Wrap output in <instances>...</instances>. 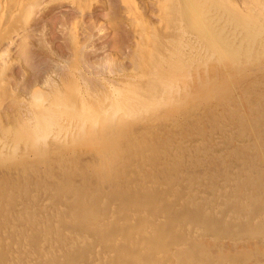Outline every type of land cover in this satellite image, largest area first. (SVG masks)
Returning <instances> with one entry per match:
<instances>
[{
	"label": "rangeland",
	"instance_id": "1",
	"mask_svg": "<svg viewBox=\"0 0 264 264\" xmlns=\"http://www.w3.org/2000/svg\"><path fill=\"white\" fill-rule=\"evenodd\" d=\"M81 1L82 2H80V0H71V1L70 0H36L35 1L36 3L34 4V7H33L32 16L30 18V21L29 22H24V25H22L19 28V31L22 32V35L21 36H16V38H15V39H18L19 38L18 40H21L22 39L21 42L18 41L19 44L22 43V45H19L18 42H17V40H14L15 43L9 44L11 46H9V50H8L7 49L8 47L6 46L7 44H4L3 43L7 39V35H9L7 31H6L7 33L5 32V34L3 36V41L1 43L2 45L0 44L3 47V49L5 48V50H7V52H5V54H9L10 53L9 55H11V56L13 55L15 57V58L12 57V59H11L10 58L11 56L5 55L7 58L3 60V58H5L4 54H3V58L0 56V58H2L0 60L3 62L2 63L0 61L2 63L0 65V67L3 65L2 75H4V77L2 79L4 80L3 83L5 84L4 85L2 83L1 85L2 86L4 85V86L3 87L0 86V93H1L0 94V97L1 96L3 97V98H0V111L2 112V113L0 112V114L3 115V117L0 116V122L1 123L3 122L2 124H0V129L2 131V132L0 131V133L2 135L3 134H6V138H3L4 135L2 136L0 134V143L1 144H4V145H9L10 146V147H8V146H4V145H1L0 144L1 145L0 148L2 146L5 147L4 149L1 148L2 151L0 150V157H1L0 158L1 159L0 160V165H1L0 171L2 170L1 168L3 166L5 167L4 164H6L7 165V168H8V170H7V168L5 167L6 168V172H5L4 169L2 170L3 171V174H2V172H0V178H1L0 179V182L2 180L4 182L5 179H6V181L7 180H10L11 181V182L0 183V198L1 199L3 198V201L5 200L4 203H6L8 201L7 202L8 205L6 206V205H4L3 201H1V199H0V201H1L0 204L2 205V206L0 205V207H1L0 209H3L4 208L3 210H0V217L2 216L1 219H0V241H1L0 242V264L3 263L4 260L6 259V255H7L6 254V250L8 248L7 245H10L9 247H10V251L11 252L10 251L9 252L11 254L15 255V256H18L16 258V259H20L18 261H21V260L25 261V260L28 259V258L25 257L27 255L21 254V250H22V244H21V242H25L31 248L32 247L35 248V247H37L39 245V242L44 241V238L45 237L42 236V238H41V233L37 231V229H38L37 228V223L38 222L41 223V222H44V221L47 220V221H49L48 223H51V226H49V228H48V230H49L48 232L49 233L47 232V236L46 237L49 238V239H52V240H56L54 242L55 243L54 244L55 245V248H56V245L60 246V240H57V239H61L62 240V237H61V234H59L58 235V238H57V234H55L57 232V230H58L57 228H60V229H63V230H65L66 228H71L72 229V227L69 226L71 221L70 220H66L64 218L65 212H63L64 209L65 210L68 209L67 203H69L68 202L69 200L67 198H65L66 195H64L65 192L67 190H69V189L66 190L67 186H68V188H70V190H71V187H73V190H75V195L76 196L73 197V200L71 201L72 203L79 201L80 197H82L81 195H83V197H84V195H85L84 188L86 189V186L87 185H94L95 184V186L97 187L96 188L97 191L99 190L98 191V194L99 195H102V196L105 195V191L107 189L108 192L106 191V195L105 196H108V198L110 200L112 199L114 201V202H110L108 204V208L107 209L110 210V211L111 210L112 211H115L117 209V206H118V203H119V202H117L119 198L118 197H113L112 198V196L115 195V191L116 190H113V187H111V182H112L113 175H110V173L112 171L111 170L112 167L114 168V166H116V163L117 162H118L117 163V173L118 174L117 173H116L117 175L114 174V177L116 176V178H117L119 175H120V177H122V175H124V176H127L128 178H130V175H131V178H130L132 180L131 185L134 184L133 181L135 182V184H141V186L139 187L140 189L139 188H135V189H137V191L134 188H132L133 185H132V187L130 186V188H132L130 190V194L132 192H135L136 191L138 193H140V192H146L148 196H150V195L151 196H154V195L157 196V194H159V192H164V193L167 192L166 193L167 197L168 196L170 197V198L168 197V199L170 201H168V199H167V201L170 202V204H172V205L174 204V207H176V208H174V213H173L174 218H170V222L173 221L176 217H178V215H180L183 211H185V209L189 205L188 203H186L185 200H187L188 198H191V196H193V194H195L197 196H202V194H199V193H205L203 196L206 197V198H210L209 200L212 201V202H211L210 206L208 205V208L209 209L207 208V210H209V212H210V211H213L212 210L213 208L216 209V207H218V204H220V201L222 199L223 194L228 191V190H226L224 188H228L229 189V185L231 187L234 184V181H236L238 179H240V181H239L240 185L243 184V186H244V182H246V178L247 179L249 178V180H250V178H251L250 167L251 168H254V166L256 167L258 165L260 167H263V172H264V164H263L264 161H262V160H264V158H261L259 156V153L260 152L257 150L258 147L256 146V145L259 146V143H260L261 146H259V147H261V148L264 147V143L261 144V142H263L261 140V136L263 134L261 135L260 132L258 133V131L256 133L253 132L255 134L254 137H253V135L251 133H248L252 129L251 126L253 127V125H254V127H257L258 124L261 121L264 120V111H263L264 110V107H263L264 106V101L263 100H260L262 98L261 96L264 97V91H263L264 90V77H263L264 76V40H263L264 39V34L262 33V32H264V0H236V1L235 0H173L172 3L174 5L171 3L172 0H167V2L165 0H155V2H154V0H136V1L135 0H126L127 2L126 1L125 2L127 4L124 3V0H85V1L84 0H81ZM174 1L177 2V3H175ZM159 2H161V3L163 2L162 3L163 6H162V4L159 5L158 4ZM210 4H211V7H209ZM171 8H173L174 9V12L176 11V13H174ZM214 9H215V11H214ZM190 10H193V11H190ZM170 11H172L173 13H171ZM177 11H178V15L173 16V15L177 14ZM159 12H161V13L159 14ZM222 12H223V15L224 16L222 15ZM203 13H205L207 15H205ZM171 14H172V16H171ZM165 15L168 16V17H170V18H167V17L164 18ZM183 16H184V18H182ZM172 17H174V18H172ZM195 17H196V19H195ZM227 17H228V19H227ZM20 18H22L21 15H19V16L16 15L15 17L13 16V20L10 21V24L11 25H19L18 23H21L23 21L22 19L20 20ZM175 19H176V21L174 22ZM205 19H207V20H205ZM177 20H179V21H177ZM181 20H183V21H181ZM190 20H191V22H190ZM244 20L251 21V24H252V27H251L252 29L250 28L251 30L250 29L243 30L242 27H240V26L237 27V25L235 24V23H238V22L244 21ZM16 22H18V23H16ZM161 22H163V23H161ZM227 22L229 23V25L226 24ZM168 23L169 24L171 23V24L168 26ZM174 23H177V24H174ZM180 23H183V24H180ZM188 23L190 25H188ZM223 23H225L226 25H224ZM212 24H214V25L212 26ZM230 24L232 25V27H230ZM182 25H184V26L181 27ZM185 25L187 27V32H185V29H186ZM170 26H171V28L169 30L168 27H170ZM172 27H174V28H172ZM229 27H230V29H229ZM179 28H181V29L184 28V32L185 33L183 34V31L180 30ZM192 28H194V29H192ZM198 28H200V29H198ZM173 29L176 32L179 33V34L177 33V36H175L176 38L179 37L182 34L181 36H184L185 39H183V37H181V40H180V37L178 38V40H176V38L175 39H171V38L174 37V36L172 37V34L175 33V31ZM201 29H202V31H200ZM259 29H260V31H261L262 34L260 32L259 33H256L257 31H259ZM21 30H23V31H21ZM178 30H180V31H178ZM188 31H190V33ZM215 31H216V33H213ZM217 31L221 34L222 37L219 36V33H217ZM241 31H243V32H241ZM169 32H170V34H169ZM208 32L209 33L211 32V33L209 34ZM186 33H189V34H186ZM238 33L240 34L239 36H238ZM25 34L27 36H29V39L28 40H27L28 37L25 38L23 36ZM157 34H158V36H157ZM163 34H164V38L167 37L166 38V41L162 39L163 38L162 37ZM168 34L170 35L171 38L168 36ZM190 34H194V35H190ZM213 34L215 36H217V39L219 37L220 43L223 44V46H224L223 48H224V50H225L226 53H223L222 55H218L217 53L214 52V50L212 48V46H213L212 45V42H213L214 39H216V37ZM231 34H234L235 38ZM255 34L256 35L258 34V37L259 38L256 37L257 38L256 39L254 37V36H256ZM259 34H261V35H259ZM175 35H176V33H175ZM187 35L190 36V37H188ZM201 37L203 39H201ZM159 38L162 39L163 41L160 40ZM186 38H188L189 40L188 39L186 40ZM252 38H253V40H252ZM191 39H193V40L191 41ZM221 39H222V41H221ZM225 39H226V41H225ZM249 39H251V40H249ZM254 39H255L256 42L254 41ZM169 40L171 42L173 40H175V41L172 42V43L175 42L174 45ZM22 41H24V43ZM25 41H27V43L29 42V44L27 45V43ZM182 41H184V43H186V44H184ZM224 41L226 42L225 43L226 46L224 45ZM162 42H164V43H162ZM242 42H243V44L240 45ZM248 42H249V44H248ZM25 43H26V46L23 47V45H25ZM178 43H180V44H178ZM227 43L229 45H227ZM254 43H256V44H254ZM76 44H78V45H76ZM253 44H254V47H252ZM19 46H22V47H19ZM172 46H175L174 47L175 50L173 49ZM249 46L253 48L252 49V55H251L252 58L251 59H249V58L245 59L246 56H244L245 55L244 54V51H245L246 47H249ZM176 47L178 49H176ZM184 47H186V48H184ZM198 47H199V49H198ZM17 48H19V49H17ZM169 48H171V49L169 50ZM25 49L26 50L28 49V50L26 51ZM193 49H195V50H193ZM0 50H2V48ZM20 50H21V52H23V54L21 52H18ZM164 50H166L165 53H164ZM206 50H208V53H207L208 56L206 54V52H207ZM171 51H173V52L176 51V53H173ZM177 51L182 56L184 55V58L180 57L181 55H179V53ZM186 51L188 53H186ZM14 52H17V53L14 54ZM26 52H29L30 56ZM193 52H195V53L193 54ZM211 52L213 53L212 55H210ZM174 54L175 55L178 54V56H175ZM186 54H187V56H186ZM201 54H203V55H201ZM136 55H138V56H136ZM193 55H194V57H193ZM204 55H206V56H204ZM209 56L210 57L213 56V58L211 57L209 59ZM23 57H25V58H23ZM163 57H165L164 60H163ZM198 57H199V59H198ZM132 58H133V60H132ZM185 58H192V59H188L187 60ZM7 60H8V62H4V61H7ZM145 60H146V62L148 61V63H146ZM184 60H185V62L183 63ZM228 60H229V62H228ZM134 62H135L136 65H134ZM149 62H151V63H149ZM218 62H220V64H218ZM222 62H223V64H222ZM167 63H169V64H167ZM192 63L193 64L195 63V64L193 65ZM137 64L139 65V67L137 66ZM205 64H207V65H205ZM146 65H147V67H146ZM190 65H192V66L190 67ZM141 66H143V67H141ZM149 66H150V68H149ZM196 66H198L199 68L196 67ZM206 66H207L208 69L206 68ZM126 67H128V68H126ZM134 67H135V69H133ZM129 68H130V70H129ZM136 68H137V70H136ZM124 69H126V71ZM186 69H189V70L187 71ZM205 69H207V70H205ZM149 70L150 71L152 70V71L150 72ZM204 70L207 71L208 74H206V72ZM190 71H191V75L189 74ZM145 72H146V74H143ZM131 74H133V75H131ZM200 74H202V75H200ZM5 75H6V77H5ZM87 75H88V77H87ZM170 75H176L175 76V79L177 80V83H178V86L175 87V88H173V90H171V92H170V87H168L169 85L167 83V77H169ZM206 76L208 77V79H207ZM143 77H145V78H143ZM84 78H86L85 79L86 81L84 80ZM78 79H80V80H78ZM145 79H146V81L148 83H150L149 85H146L147 82L144 81ZM198 79H199V82H198ZM140 80H142V81H140ZM153 80H154V83H153ZM188 80H189V82H188ZM191 80H192V83L193 84L190 83ZM181 81H183V82H181ZM109 82H112V83L110 84ZM258 82H259V84H258ZM104 83L106 84V86H104L105 85ZM156 83H159V84H156ZM188 83H189V85H188ZM55 84L56 85L58 84V85L55 86ZM72 84H73V87H72ZM112 84H113V86L119 87L120 89H122L125 92L126 98H122V101L125 104H127L125 106H128V109L129 108H132V110H133L134 109L133 108L134 106L136 108V105H135L136 103H133L132 101H136V100L139 101L140 100L139 103L137 102V105L141 104L143 106L141 107V105H139L140 107H137L136 108V110L138 109L140 113L138 112V110L135 112V109L133 111H131V112L129 111V113H127V112L124 113V111H126L125 106H124L123 111L121 109L122 113H120L121 112L120 110H119L120 112H118V122L120 124L119 123H116V124H113V126H110L108 128H105L106 126L104 125V121H102V119L100 118V121H98L99 125H98V123L96 125V128H98V129H96V131H97L96 133H95V128H94L93 131H91V132L86 131V132H83V133H76V134H79V135H82V136H79V137L77 136L75 138V136H76L75 133L69 134L66 131L64 132L65 128L69 127V124L70 125H73L77 121V119H78V116L77 115H79V113H81V111L83 110V109H81V107H79L80 104L78 103L77 99H75L76 96L72 95V94H74V89L77 88V86L78 87L81 86L82 91L83 92L86 91V95H87L86 101L88 100L86 104H88V106L90 107V110L92 109L94 111H97L99 109V108L97 109V104H98V106H101V103H100L99 99L102 102L103 96L106 95L108 93V91H109V86L108 85H110V87H111ZM142 84H143V86L144 85L145 86L143 87ZM156 85H158L159 87L157 88ZM66 86L67 87L70 86V88L67 89ZM85 86H87V87H85ZM100 86L102 88H104V92H103V89ZM149 86H150V88H149ZM241 86L246 87V88H244V89H243V87L240 88ZM124 87H126V88H124ZM142 87H143V89H141ZM183 87H185V88H183ZM188 87L191 88L190 91H189V88ZM207 87L209 89H213V91L219 90V92H221L223 94V98L224 99L220 102L216 98L211 97L207 102L204 101L203 100L204 99L203 98V95L200 93V91H202L203 89H206ZM156 88H157V90H156ZM50 89H51V91H50ZM95 89L97 91H95ZM36 90H38V91H36ZM98 90H99V92H98ZM147 90H148V92H147ZM177 90H179V94L177 93L178 92ZM2 91H4V93H2ZM57 91H59V93ZM89 91L92 92L93 94H95V93H97V94L99 93V94L97 96L95 94V96H94ZM31 92H33L32 93L33 95L41 94L42 95V99H43L42 100L43 101V104H47L50 101L51 102H53V101H59L62 98L63 99L72 98V102H73V98H74V101H75V104H76L74 106V108H76V109H71L70 111H65V112H64V109H62L61 110V113H59L56 116L57 117V119H55L56 123L54 122V125L51 124L52 127H53L52 128L53 130L50 127V129L52 130V132H51L52 134H50L48 137H45V139H42L41 142L42 143L44 142V143H43V145L40 143V146H39L41 148H42V146H45L44 148H45V150L46 149L47 150L44 151L43 150L44 148H42V149L40 148V150H39L38 153L36 152L39 149L37 146H35V145L32 144V146L30 145V146L27 147V145H29V144H27L28 142L26 143V140L28 141V139H27L28 138L27 137L28 134L26 135V133H27V131H26V128L27 127L26 126L29 124V122H30L29 119L32 116V113H30V111H32V101H33L32 99H34V98H31L30 97V96L34 97L33 95H31ZM87 92L91 94V97L90 98L88 96L90 94H88ZM102 92H103V94L104 93L105 94L103 95ZM143 92H145L144 94H148L147 95L148 97L146 95L144 97L143 96ZM29 93H30V95H29ZM151 93L152 94H155V95L157 93L156 97L155 96H152ZM171 93H172V95H170ZM255 95H257V96H255ZM149 96H152V99ZM259 96H260V98H259ZM27 98H29V99L27 100ZM133 98L136 99V100H134ZM242 98H243L244 101H241ZM46 99H50V100H47L48 102L44 103V100L46 101ZM161 99H163V100H161ZM171 99H172V101H171ZM211 99H212V101H210ZM262 99H264V98H262ZM19 101L20 102L22 101V104L23 105H21V103H19ZM145 102H146V104H145ZM148 102L151 103L152 105L149 104ZM255 102L257 104L258 103L259 104L257 105V104H255ZM15 103H16V105L18 104L17 106L18 107H21V108H15L16 107ZM235 103L237 105H235ZM128 104H130V105H128ZM224 105H225V107L227 109H225ZM245 105H247V106H245ZM236 106L238 108H235ZM254 106H257V108L254 107ZM259 106H261V108ZM143 107L146 108V109H144ZM245 107H246V109H247V107H249V109L251 111L250 110L248 111V109L245 110ZM158 109H159V111H162V112L159 113ZM214 109H216V110H214ZM259 109H260V112H259ZM129 110H131V109H129ZM145 110H147V111H145ZM211 110H212V112H211ZM226 110L228 112H226ZM256 110H258V112ZM148 111H150L149 112L150 114L147 113ZM207 111H208V113H206ZM246 111H248V113L249 112H251V113L248 114ZM3 112H4V114H3ZM37 112H38L37 113L38 114V117L40 119V123L39 124L41 125V129H43L42 126L43 127L46 126L48 128L49 125L47 124L46 120L44 119V116H45V115H43L44 112L41 111L40 109ZM132 112L134 114L138 112L139 114L137 113L138 115L137 114L134 115V114H132ZM151 112H152V115H151ZM153 112L154 113L156 112L157 113V116L155 115L156 113L154 114ZM199 112H201V113H199ZM217 112H220V116H221V117L219 116L220 118H218L219 113H217ZM234 112H236V113H234ZM238 112L245 113V114H247V118L248 117L250 118V119L249 118L247 119V123L245 125L242 122L243 125L240 126L241 127L240 128V132H238V129H239L238 127H239L240 124L237 123V125H238L237 127H236V124H234V123H236V122H234L235 121V114H237ZM40 113H42V114H40ZM68 113H69V115H67ZM123 113L124 114L127 113L124 117L128 121L125 120L124 117H122L121 115H119V114L124 115ZM141 113H142V116H144V115H148V116L147 117L144 116L141 119V117H142V116H140ZM231 113H233V114H231ZM10 114H12V115H10ZM195 114L196 115L198 114V115L196 116ZM200 114H201V116H200ZM261 114H262V116H260ZM9 115L12 118H15V121H18L19 123L18 122H14L13 121L14 119L12 120V118ZM40 115L43 116V119L42 120L40 118ZM202 115H205V117L203 118ZM208 115H209V117L211 115L212 118H208ZM132 116H133V118H132ZM223 116H224V119H226V121L223 119ZM252 116H254V117H252ZM8 117H10L9 120L7 119ZM58 117H60V118H58ZM145 117L147 118L146 121H145V119H146ZM148 117H151V118L148 119ZM255 117L256 118L258 117V119H256ZM168 118H169V122H168ZM214 118H216V119H214ZM64 119H65V122H64ZM69 119H71V120H69ZM151 119H152V121H150ZM203 119L204 120L206 119V120L204 121ZM27 120H29V121H27ZM43 120H44V122H46V124H43V122H42ZM121 120H123V121L120 122ZM124 120H125V122L127 121L128 124H126L124 122ZM193 120H196V122L193 121ZM248 120L249 121H253V122H250V124H249ZM4 121L6 122V125H5ZM70 121H71V123H69ZM165 121H166V123H165ZM206 121H207V123H206ZM21 122H22V125L20 124ZM160 122H161V124H163V126L160 124ZM167 122H168V124H167ZM214 122H215V124H214ZM23 123L24 124L26 123L25 126H23ZM121 123L122 124L125 123L126 126H124V125L123 126L126 127V128H123V126L121 125ZM132 123H133V125H132ZM194 123H196V124L194 125ZM8 124H9V126H8ZM19 124L21 126H23V127H21ZM146 124H147L148 127L146 126ZM151 124H153V126ZM159 124H160V126H159ZM14 125H17L16 127H18V128L21 127L23 132L20 131V129L14 127ZM150 125H151V127H149ZM179 125H181V126H179ZM188 125H189V127H188ZM246 125H248L249 127L246 126ZM167 126H168V128H167ZM183 126H184V128L185 127L187 128V131H185V129L183 128ZM8 127H10V129ZM118 127H121V129L119 128L120 134H118V132H113L114 130L116 131V129L118 131ZM142 127L148 128V129L147 130L146 129L142 130ZM175 127H176V129H175ZM247 127H248V129L250 131L249 130L247 131V129H245ZM61 128H62V130H61ZM122 128H123V130H122ZM177 128L179 129L180 132L177 131ZM208 128L210 130H208ZM213 128H215V129H213ZM220 128H222V130ZM8 129L10 131L13 130V133L11 132V135H9V136L7 135L8 132L10 133V131ZM56 129H58L59 131L61 130L60 131L61 134ZM139 129H141V130H139ZM14 130L16 132H18V133H16ZM136 130H137V132L136 133L134 132V136L137 135V137H133L132 136L133 134H131V132L136 131ZM152 130H154V131H152ZM175 130L177 132H175ZM219 130L220 131H223V132H220ZM226 130H228V131L226 132ZM230 130H232V131H230ZM243 130H245V131H243ZM5 131H7V132H5ZM122 131H126L127 133L126 132L124 133ZM143 131L144 132L146 131V134ZM192 131L193 132L196 131V134L193 133ZM206 131H208V133H205ZM14 132L16 134H14ZM55 132L57 134H59V137L60 136H62V137L60 139H56V138H59V137H58V135ZM138 132H140V133L142 132L141 134H144V135H147L148 134L146 136L147 138H145V136H143V135L142 136L145 139L142 138L140 136V133H138ZM160 132H161V134H159ZM178 132L180 134H178ZM210 132H212V133H210ZM231 132H234V133L231 134ZM53 133H54V135L56 134V136H57V137L55 136L56 138L53 137L54 136ZM65 133H67V137L66 138H65L66 135H64ZM112 133H113V136L114 137H117L116 139H114V138L111 137L112 136ZM116 133H117V135L115 136ZM172 133H174L175 135L172 134ZM204 133H205V137H204ZM225 133H226V135H225ZM13 134H14V136H12ZM108 134H109V136H107ZM121 134H123V136L124 135L125 136L124 137L122 136V137L119 138L118 136H121ZM215 134H218L219 136L218 135L214 136ZM221 134L223 135V138H222V136H220ZM227 134H230L231 136L230 135H227ZM233 134H235V135H233ZM258 134H260V135H258ZM71 135L74 136V138L71 137ZM168 135H170V137H168ZM187 135H189V136H187ZM199 135H200V137H199ZM232 135L234 136V138H233ZM96 136H100V138L98 137L99 138L98 139ZM152 136L155 137V139H154V137H153V139L155 140V142L157 144L159 143L158 141L164 140L163 142H165V145L166 146L169 147L170 145H172L171 146V150L169 149L170 147L167 148V150H164L165 151V152L163 151L165 153L164 156H163V154H161V152L155 153L154 152V148H155V146L157 144L155 142L153 143L154 140L152 141ZM156 136H157V138H156ZM213 136H214V138H213ZM217 136L220 138V139H218V141H220L222 143L219 142L220 143L219 144L217 140L215 141V139H217ZM224 136H225V139H226V136H228L227 137V142H229V143L226 142V140L224 139ZM229 136L232 137L233 139L232 138L230 139ZM10 137H13V138H10ZM83 137H85V138H83ZM165 137H168V138L165 139ZM192 137H194V138H192ZM207 137H209V139L211 138L210 139V143H209V140L207 139ZM14 138L16 140L19 138V139H21V141L19 140V142H17L18 140L16 141ZM63 138H65V139H63ZM132 138H134V140H136V139L138 140V138H139V141L140 142L138 141V143H137ZM140 138L142 140H140ZM228 138H229V140H228ZM254 138H255L256 141L254 140ZM69 139H71L72 141L69 140ZM91 139H93V141ZM117 139L120 140V141H118ZM147 139H148V141H147ZM1 140H3L4 142H7L8 144L7 143H4ZM7 140H9V141H7ZM60 140H61L62 143L59 142ZM78 140H80V142ZM149 140H151V142L153 144H147L148 142L151 143ZM166 140H167V143L169 142L168 144L166 143ZM199 140H200V142H199ZM51 141H52V143H49ZM74 141H76V142H74ZM132 141H134V144H133ZM141 141H143L144 143L147 141V143L146 144H143ZM170 141H173L174 144L171 143ZM232 141L233 142H236V143H233ZM15 142L19 144L17 146V148L19 150H17L16 153H14L15 151H12L13 150L12 148H14V147H11L12 145L13 146L15 145V147H16L17 144ZM64 142H66V143H64ZM91 142H93L94 144L91 143ZM98 142H100V143L98 145H96ZM117 142H119V143H117ZM216 142L218 143L219 146L220 145L221 146L219 147L217 144H214ZM251 142H252V144H251L252 146L250 147V143ZM257 142H259V143H257ZM58 143H60V144H58ZM136 143L138 145L140 144L141 146L136 145ZM245 143H246V145H245ZM22 144L23 145L25 144L24 146L27 147V149H25V151L27 152V154L25 153V151L23 149L24 146ZM125 144L126 145L129 144V146L128 147H125L126 146ZM175 144H177V145H175ZM248 144H249V146H248ZM56 145H57V147H56ZM60 145H61V147H60ZM72 145H74V146H72ZM95 145L98 146V147H100V150ZM107 145H108V147H107ZM226 145L229 146V147H227ZM236 145L238 147H236ZM77 146H79V148ZM93 146H95L97 148V150ZM103 146L104 147H107V148H104ZM116 146L120 147L121 148V151H120V148L118 149ZM152 146H154V147H152ZM183 146H185V147H183ZM223 146H225L226 148L223 147ZM35 147L37 149H35ZM59 147H60V149H59ZM71 147H74L76 149L71 148ZM80 147L83 148L82 151L80 150L81 149ZM109 147L110 148L111 147H115V150L113 148L110 149ZM246 147H247V149H246ZM70 148H71V150H69L67 152V149H70ZM84 148H87V149H84ZM94 148H95L96 151L94 150ZM138 148H140V150ZM141 148H143V150ZM175 148L177 149L176 151H174ZM219 148H221V149L219 150ZM222 148L224 149V151H225L226 154L224 153V151L223 152L221 151ZM229 148H231L232 150L230 149V151H227ZM233 148H235V149H233ZM15 149L16 148H14V150ZM34 149H35V151H34ZM64 149H65V151H64ZM77 149H78V151H77ZM145 149H146L147 152L145 151ZM152 149H153V151H152ZM186 149L189 150L188 153L186 152L187 151ZM201 149L203 151H201ZM243 149L246 151L245 152V157L246 156H249L251 160H249V157H246V158L244 157V159H242L243 158L242 156L244 155ZM250 149H251V152L252 153L250 152ZM41 150H43V151H41ZM72 150H74V151H72ZM101 150H104V151L101 152ZM181 150H182V152H181ZM247 150H248V153H247ZM254 150H256V152ZM259 150H260V148H259ZM23 151H24V153H23ZM29 151H31V153ZM57 151H58V153H57ZM63 151L65 152V153H63L64 155L61 154ZM71 151H72V153H71ZM75 151H76V153H75ZM93 151H95V153ZM7 152L8 153L10 152V154L9 155H6ZM11 152H12V154H11ZM92 152H93V154H95L94 156L93 155L92 156L90 155V154H92ZM99 152H101V153H99ZM113 152H115V153H113ZM172 152H174L175 154L172 153ZM177 152H179V153H177ZM200 152H202V153H200ZM253 152H255L256 155H254V157H251L250 155L252 154V156H253ZM2 153H4L6 156H10V158L12 156H14V158H15V156H16L15 154L18 155L19 153L20 154H25V155H22V156L21 155H18V156H16L15 159H10L8 157L9 158L8 159V162H6V160H4L6 157ZM39 153H41V154L39 155ZM42 153H45V154H42ZM73 153L75 155L76 154L77 155L74 156ZM97 153H98V155H96ZM108 153H109V155H108ZM142 153H143V155L145 153L146 154L148 153V156L145 154L144 155L145 157L142 156L141 158H143V159L141 160L140 156L142 155ZM237 153H239L240 155H238ZM246 153H247V155H246ZM81 154H82L83 157L84 156L87 157L86 160L90 161V163H91L90 164L88 162L87 163V167H86V165L84 167V163H83V167L81 166L82 164H80V161H81V163L82 162H87V161H83L85 159V157L82 160ZM87 154H89L90 157L89 156H86ZM115 154L118 155V156H115ZM135 154H137V155H135ZM139 154H141V155H139ZM193 154H195V155H193ZM220 154H221V156L218 157ZM222 154H224V155H222ZM41 155H42V159L40 160L39 158H41V157H39V156H41ZM46 155H49V156H46ZM62 155H63V157H62ZM113 155L115 156V158H114ZM169 155L171 156V158H169L170 157ZM215 155H218L216 160L217 161L219 160V162L215 161V163H213L214 162ZM234 155H235V157H234ZM237 155L240 156V158ZM45 156L47 157L48 160L45 158ZM73 156H74V158L75 157L76 158L75 159H72ZM95 156L96 157L98 156V158H96ZM106 156L109 157V158H107ZM112 156H113V158H112ZM209 156H211V157H209ZM228 156L230 158H228ZM116 157H118V158H116ZM119 157L120 158L122 157V158L120 159ZM172 157L174 158V160H173ZM57 158L58 159L60 158V160L62 158L63 159L66 158V159L65 160H61V164H60V162H59L60 160H58ZM79 158H80V161H79ZM93 158L95 159V161L99 159V163L97 164V162H96V164H93L92 165V163H95V161H94ZM101 158H104V159H101ZM165 158H166V161L167 160L169 161V159H172L171 161H169L170 162L169 163L170 165L167 164L168 162H165ZM196 158L198 159V161H196ZM200 158H204V159H200ZM225 158L227 160H225ZM100 159L102 160V162L104 164L107 163L106 164L107 166H108V164L110 162L109 165H111L112 167L111 166L110 167L108 166L109 168H107L106 165L102 164V162L100 161ZM146 159H148V160H146ZM163 159H164V161H163ZM220 159H222L221 162H220ZM236 159H239V160L242 159L243 163H241L239 165L240 167H238V165H236L237 164L236 163L237 161H235ZM22 160L24 162L23 163L24 165L22 164ZM34 160L36 161V163H34ZM53 160L55 162L59 163V164L56 163L57 164L56 165ZM92 160L94 162H92ZM244 160H246V162ZM256 160L259 161V162H257ZM1 161H2V163H4L3 165L1 163ZM15 161L17 163H18V161H21V163L19 162V165H18V164H16ZM105 161H107V162H105ZM126 161H128V162H126ZM151 161H153V162H151ZM229 161H230V164L231 165L228 164ZM14 162H15V164H14ZM29 162H31V165H30ZM37 162H39V163H37ZM64 162H65V166L67 164H68V166L63 167ZM69 162H70V164H69ZM112 162H113V164H112ZM122 162H124V163H122ZM175 162L177 164H175ZM196 162H198V163L196 164ZM9 163H12L13 166H11L12 164L10 165ZM178 163H180V164L178 165ZM192 163L195 166H192L193 165ZM8 164L10 166H8ZM25 164H26L27 167L29 165L28 169L25 166ZM41 164H42V166L40 167ZM162 164H164V167L167 165V167H165V170L163 169V165ZM182 164H184V165H182ZM217 164L218 165L219 164L220 165L222 164V166H223L222 169H221V166H216ZM247 164L248 165L250 164V166L247 167ZM252 164H254V165L252 166ZM261 164H263V166ZM17 165L18 166H22V167L20 168ZM36 165H37L38 169L35 167ZM45 165H46L47 169L50 166V168L48 170V174H44L46 176L41 175V173L44 170L43 167H45ZM101 165H104L103 167H105V168H103ZM130 165H132V166H130ZM148 165H153V166H148ZM186 165L189 167V170L190 171L188 169H186V167H187ZM190 165H191V167H190ZM100 166H101L102 169H104V172L102 171V169L100 168ZM147 166L148 167H151V168H148ZM158 166H161L162 168L161 167L158 168ZM211 166H213L214 168H216V170H214V168L212 169ZM228 166H230V167L228 168ZM234 166H236V167H234ZM241 166H243L244 168H241ZM54 167H55V169H53ZM71 167H72V173L70 171L71 170ZM76 167H77V169H76ZM90 167H93L94 169H92ZM146 167L149 170L146 169ZM171 167H172V169H171ZM209 167H211V168L209 169ZM232 167H234V168H232ZM237 167H238L239 172L236 171L237 173H235V170H237L236 169ZM245 167L247 168V172L248 173L247 172L245 173V170H246ZM13 168L14 169L16 168L17 172H20V173L21 172H24V170L28 171L27 172L28 177L26 178L27 175L25 174L26 175L25 176L24 173L21 176L20 173H17L16 172L18 175H20L19 177L16 176L17 177L16 178L15 177V174L16 173H14L16 170L15 171L12 170ZM17 168H20L19 169L20 171ZM34 168L37 169L39 173H37V170L35 171ZM57 168H59V169H57ZM66 168L69 170V173L71 175L73 174L71 176L72 178L69 176L70 174H67L68 171L66 170ZM86 168L90 169V171H89V173H87L84 176L85 169ZM98 168H100L101 171H100V169L98 171L97 170ZM178 168H179V170H175V169H178ZM201 168H202V170H199ZM205 168H207L206 171L207 170L208 171L211 170L209 172V174H208V172L205 171ZM88 169H87V172H88ZM91 169H92V172L93 173L91 172ZM105 169H107V170H105ZM108 169H110L111 171L108 170ZM151 169H154V173L150 177V175L152 174V172H150V171H152ZM167 169L168 170L170 169V171H169L170 173L167 172ZM191 169H192V171H191ZM230 169L232 171H230ZM233 169H235V170H233ZM29 170H30V173L31 174H29ZM54 170L55 171L62 170V172L64 171L63 172V175H64L65 183L63 182L62 186L61 185H56L58 190L56 189V186L54 184L52 185V183H51V181L52 182L54 181V176H55V175H53L55 173ZM73 170H75V171H73ZM83 170H84V172H83ZM11 171H13V172H11ZM96 171H97V175H99V172H101V173L103 172V173L102 174L100 173V176L98 177L95 174ZM105 171H107V173H105ZM137 171H139L143 176L139 172L137 173ZM148 171L150 172V175H149V172ZM160 171H162V173ZM163 171H165V173ZM183 171L184 172H187V171L190 172V175L188 173H186V175L183 174L184 173ZM195 171L197 173H195ZM219 171H220V173H219ZM4 172H5V174H4ZM32 172H35V174H37L38 176H36L34 178L33 175H35V174L34 173L32 174ZM78 172L81 175H77ZM166 172L168 173V175L170 174L169 178H167L168 176H167ZM171 172H173L174 174H172ZM200 172H204V173H200ZM225 172H227V173L225 174ZM10 173H12V174H10ZM75 173H77V174H75ZM131 173L133 175H135V176H132ZM9 174H10V178L8 177ZM103 174H106V175L108 174L107 176L111 177V180H108L110 183L106 182L108 184L104 183V186H106V187H103L102 186L103 188L101 187L100 189H98V185L100 186L99 183H101V180L103 181V180L108 179V177L106 178V175L101 176ZM138 174L141 175L142 177H139ZM156 174H159L160 176L159 175L156 176ZM206 174L207 175H211V177H210L211 179L210 178H207L208 176ZM12 175H13V177H11ZM67 175L70 178L67 177ZM74 175H76V176H74ZM178 175H180V177H184V179H182V178L180 179V177H178ZM222 175H224L225 177L228 175L226 177L227 179L224 176H222ZM6 176L8 178H5ZM24 176H25V180H24V178H22ZM39 176H41V177L44 176L42 178V180H44L46 182V183H44V181H43V183L45 185H47V187L42 183L41 177H39ZM49 176H50V178L52 177L53 179L50 180ZM80 176H82V177L79 178ZM88 176L89 177L91 176L90 177L91 180H92V177H94V178H93L92 181L90 179H88L87 180V183H85L86 182V178H89ZM153 176H154V178H153ZM220 176H221V178H220ZM20 177L22 178V180H19ZM38 177H39V179H37ZM65 177L68 178V179L66 180ZM84 177H86V178H84ZM101 177H103V178L105 177L106 179H100ZM163 177L164 178L166 177V178L164 179ZM47 178H49V179H47ZM155 178H156V181H160L158 184H156L157 182L155 181ZM228 178L229 179L232 178L231 181L233 183L231 181H229ZM241 178H245V179H241ZM76 179L78 180L79 183H76L77 182ZM80 179H81V181H80ZM96 179H97V181H96ZM166 179L167 180L170 179V181H172V183L171 182H170L171 184L168 183L169 181H166ZM175 179H177V180H175ZM194 179H195V181H194ZM212 179H215V180H212ZM262 179L264 181V173H263ZM46 180H48V181H46ZM113 180H115V179H113ZM142 180H144V181L141 182ZM180 180L183 181V182H181ZM202 180L204 181V183L202 182ZM241 180H243V181H241ZM20 181H22L21 184H20ZM83 181H84V183H83ZM138 181H140L141 183H139ZM161 181H162L163 185H160V184H162ZM207 181H209V182L207 183ZM13 182L16 183V184L14 183V186L15 187L13 186ZM72 182H73V185H71ZM96 182H99V183H96ZM136 182H138V183H136ZM184 182L185 183L188 182V183L185 184ZM24 183H25V187H24ZM142 183L149 184L151 187H149L147 185H144ZM154 183L156 184V186H155ZM1 184H5V185H1ZM40 184H42V185H40ZM84 184H85V186H84ZM109 184H110V186H109ZM164 184H165V186H164ZM9 185H11V186H9ZM50 185H51V187H50ZM177 185H178V187H177ZM181 185H183L182 186L183 189H181ZM193 185H195V186H193ZM19 186L21 187V189H20ZM42 186H44L45 188L43 187V189H42ZM174 186L177 188V190H179L178 193H177V190L176 189L174 190ZM185 186L187 187V189L185 188ZM190 186L192 187L191 190L189 189ZM201 186H202V188H201ZM211 186H215L214 187L215 188V191L214 192L216 194L214 192H212V188L210 189ZM142 187L146 188L145 191H144V188H142ZM219 187H220V190H219ZM249 187H251V185ZM17 188L20 189V191ZM23 188H24V190H23ZM122 188H124V186L123 185H120L117 191H119V189H120V191H122L123 190ZM171 188H172V190H171ZM222 188H223V190H222ZM1 189H2V191H1ZM10 189H11V191H12L13 194H9L8 195V193H11ZM184 189H186V190H184ZM258 189L260 190L261 187L258 188ZM258 189L257 188L255 189L256 191H254V194L255 193L256 194L259 193V190ZM36 190H37V193H36ZM45 190H47L48 192H46ZM88 190H89V188H87V191ZM124 190H125V188H124ZM170 190H171V192H170ZM188 190H190V192H193V193H190ZM208 190H209V192H208ZM56 191H59V192H56ZM185 191L187 192V194L185 193ZM168 192H170V194ZM188 192L190 194H192V195H190ZM217 192H218V194H217ZM48 193H50V194H48ZM51 193H53V194H51ZM87 193H89V192H87ZM173 193H176V195L173 194ZM171 194H173V195H171ZM12 195H13V197H12ZM49 195H54V196L51 197ZM174 195L176 196V198H175ZM8 196H9V199L6 198ZM172 196H174V197H172ZM178 196H179V198H178ZM186 196H187V198H185ZM77 197H79V198H77ZM83 197L81 199H83ZM180 198H183L182 199V202H181ZM47 199H49V201H46ZM177 200H180V201L177 202ZM139 202L137 204H140ZM179 203H181V204L183 203V206L181 204H179ZM3 205H4V207H3ZM54 205H55V207H54ZM111 206H113V207H111ZM7 207H9V209H11L13 211H10V210L8 211V208ZM60 207H62L63 210L62 209L60 210ZM178 208H179V210H176ZM226 208L228 209V207H226ZM227 209L224 210V212H226V214L224 213L225 215L222 214L223 213V211H222L220 213V215L214 214L211 217H214L215 216L214 218H216V216H217V217H219V218H217L219 220L220 218L221 219L223 218L222 216H225L223 218L224 221L227 219V222H230V221L232 222L233 221L232 218L228 217L229 218L228 219L227 216H226L227 215ZM207 210L205 209V213H204L205 215L207 213ZM254 210H255V208L252 210V212ZM4 211H6V212L4 213ZM56 211H57V213H56ZM60 211H62V212H60ZM9 212L11 213L10 215L7 214ZM13 213H15V214H13ZM58 213H60V214L58 215ZM251 219L252 218H250V220ZM55 223H58V225H55ZM9 225H10V227H9ZM186 225H187V223L184 224V225L183 224H179V226H178L179 228L177 227V229L178 230H184L185 228H187V226L188 227L189 226H193L194 224L192 225V224H189L188 223V225L187 226ZM11 227L12 228L14 227V229H13L14 232L12 231V229H10ZM15 229H16V231H15ZM104 230H105V232H104ZM104 230H103V235H105V236H103V238L100 240L101 242L100 241H95L96 240V237H92L91 242L90 243H87V245L80 246V247H76L75 244H73L72 248L69 249L68 251L71 252L73 250V252L77 256L79 255L78 256L79 258H84V257L87 256V252L86 251H89V249L92 246V242L95 241L94 244H93V249L95 250L94 251L95 253L93 254V259L92 260H96L98 262H101L103 260V258L102 257H101V259L98 258V255L96 253L102 252L103 254H105V253H108L109 252L108 250H109L110 247H107L106 249H102L101 246L104 245V241L106 239L109 240L112 237V234L114 232H116V227L114 225H111L110 227H108V226L105 225ZM107 231H108L109 234L106 233ZM14 233L16 234V237H15V234ZM23 235H25L26 238L25 237H22ZM6 237H7V240H5ZM10 239H11V241H10ZM2 240H3V242H2ZM9 241H10V243H9ZM224 241H226V240H224ZM13 243L17 244V245H15L16 248L13 246ZM43 243H45V242H43ZM99 245H100V251L98 249L99 248ZM40 247H38V248H40ZM132 247H133L132 244H128L127 243L123 247H121L119 251L121 253H124V254H129L130 251L132 250ZM96 248L98 250H96ZM13 251L17 252L18 254L20 253V254L19 255L18 254H15V252L13 253ZM18 251H20V252H18ZM32 251H34V250H32ZM58 252H57V250L55 251V253H58ZM21 256L24 257V259L20 258ZM99 259H100V261H99ZM148 259H149V254H144V255L141 254L139 256L137 262L132 263V264H142L143 262H147ZM207 260H208V261H206L207 263L206 262L205 263L206 264L210 263V258L209 257L207 258ZM89 263H91V262L88 259V264ZM37 264H39V263H37ZM144 264H146V263H144Z\"/></svg>",
	"mask_w": 264,
	"mask_h": 264
},
{
	"label": "bare ground",
	"instance_id": "2",
	"mask_svg": "<svg viewBox=\"0 0 264 264\" xmlns=\"http://www.w3.org/2000/svg\"><path fill=\"white\" fill-rule=\"evenodd\" d=\"M36 0H0V44L2 43V41H3V36H4V34H5V32L7 31L8 32V34L9 35H7V39L3 42L4 44H7L6 46L8 47H6L8 50H9V46H11V45H9V44H12V43H15V41L14 40H17V42L18 41H20L21 42V40H18V39H15L16 38V36H21L22 35V32H20L19 31V28L22 26V25H24V22H29L30 21V18H31V16H32V11H33V7H34V4L36 3L35 2ZM71 1V0H70ZM85 1V0H84ZM126 0H124V3H126L125 2ZM136 1V0H135ZM166 2H167V0H165ZM236 1V0H235ZM79 2V1H78ZM80 2H82L81 0H80ZM154 2H155V0H154ZM173 2V0L171 1V3ZM175 2V1H174ZM43 3V2H42ZM163 3V2H162ZM161 2H159L158 4L159 5H161L162 4ZM165 3V2H164ZM175 3H177V2H175ZM237 3V2H236ZM75 4V3H74ZM122 4V3H121ZM127 4V3H126ZM173 4V3H172ZM238 4V3H237ZM174 5V4H173ZM41 6V5H40ZM162 6H163V4H162ZM172 6V5H171ZM239 6V5H238ZM209 7H211V4L209 5ZM153 8V7H152ZM165 8V7H164ZM181 8V7H180ZM194 8V7H193ZM166 9V8H165ZM164 9V10H165ZM172 10H173V12H174V9L173 8H171ZM212 9V8H211ZM161 10V9H160ZM178 10V9H177ZM186 10V9H185ZM187 11V10H186ZM190 11H193V10H190ZM214 11H215V9H214ZM169 12V11H168ZM171 13H173L172 11H170ZM219 12V11H218ZM158 13V12H157ZM161 12H159V14H160ZM174 13H176V11L174 12ZM129 14V13H128ZM198 14V13H197ZM203 14H205V13H203ZM16 15H21V17L22 18H20V20L22 19L23 21L21 22V23H18V22H16V23H18L19 25H11L10 24V21L11 20H13V16L15 17ZM170 15V14H169ZM176 15H178V11H177V14H175V15H173V16H176ZM202 15V14H201ZM205 15H207V14H205ZM204 15V16H205ZM222 15H223V12H222ZM158 16V15H157ZM161 16V15H160ZM163 16V15H162ZM171 16H172V14H171ZM224 16V15H223ZM229 16V15H228ZM170 18V17H168V16H164V18ZM181 17V16H180ZM190 17V16H189ZM215 17V16H214ZM80 18V17H79ZM172 18H174V17H172ZM171 18V19H172ZM177 18V17H176ZM179 18V17H178ZM182 18H184V16L182 17ZM186 18V17H185ZM219 18V17H218ZM15 19V18H14ZM181 19V18H180ZM195 19H196V17H195ZM227 19H228V17H227ZM173 20V19H172ZM171 20V21H172ZM205 20H207V19H205ZM168 21V20H167ZM176 21V19L174 20V22ZM177 21H179V20H177ZM181 21H183V20H181ZM199 21V20H198ZM212 21V20H211ZM221 21V20H220ZM170 22V21H169ZM186 22V21H185ZM190 22H191V20H190ZM189 22V23H190ZM197 22V21H196ZM231 22V21H230ZM259 22V21H258ZM161 23H163V22H161ZM184 23V22H183ZM183 23H180V24H183ZM187 23V22H186ZM188 23V25H190ZM198 23V22H197ZM232 23V22H231ZM79 24V23H78ZM156 24V23H155ZM160 24V23H159ZM171 24V23H170ZM169 23H168V26L170 25ZM173 24V23H172ZM174 24H177V23H174ZM209 24V23H208ZM224 25H226V24H228L229 25V23L227 22L226 24L225 23H223ZM236 25H237V27L238 26H240V27H242L243 28V30H248V29H250L251 27H252V24H251V21H249V20H244V21H240V22H238V23H235ZM158 25V24H157ZM162 25V24H161ZM187 25V26H188ZM192 25V24H191ZM194 25V24H193ZM196 25V24H195ZM214 24H212V26H213ZM178 26V25H177ZM180 26V25H179ZM184 25H182L181 27H183ZM80 27V26H79ZM185 27H186V25H185ZM192 27V26H191ZM227 27V26H226ZM230 27H232V25L230 24ZM230 27H229V29H230ZM169 28V30H170V28H171V26L170 27H168ZM172 28H174V27H172ZM189 28V27H188ZM235 28V27H234ZM161 29V28H160ZM176 29V28H175ZM180 30H182L183 31V34L185 33V32H187V27H186V29H185V32H184V28L183 29H181V28H179ZM192 29H194V28H192ZM198 29H200V28H198ZM217 29V28H216ZM226 29V28H225ZM252 29V28H251ZM250 29V30H251ZM167 30V29H166ZM174 30V29H173ZM180 30H178V31H180ZM21 31H23V30H21ZM175 31V30H174ZM173 31V32H174ZM200 31H202V29L200 30ZM235 31V30H234ZM257 31V30H256ZM6 32V33H7ZM78 32V31H77ZM172 32V33H173ZM189 33H190V31H188ZM224 32V31H223ZM240 32V31H239ZM241 32H243V31H241ZM261 33V31H260V29H259V31H257L256 33ZM175 33H176V35H175ZM175 33L174 34H172V37L173 38H171L170 37V32H169V34H168V36L171 38V39H175L176 37L175 36H177V33L178 32H176L175 31ZM189 33H186V34H189ZM209 33V32H208ZM211 33V32H210ZM209 33V34H210ZM213 33H216V31L215 32H213ZM217 33H219L218 31H217ZM222 33V32H221ZM263 34H264V32H262ZM261 33V34H262ZM154 34V33H153ZM179 34V33H178ZM229 34V33H228ZM227 34V35H228ZM235 34V33H234ZM234 34H231L232 36H234ZM261 34H259V35H261ZM26 35V34H25ZM25 35H23L25 38H27V40L29 39V36H25ZM74 35V34H73ZM77 35V34H76ZM75 35V36H76ZM182 35V34H181ZM179 36L180 37V40H181V37H183V39H185L184 38V36ZM190 35H194V34H190ZM206 35V34H205ZM214 35V34H213ZM218 35V34H217ZM226 35V36H227ZM240 34L238 33V36H239ZM256 35V34H255ZM157 36H158V34H157ZM162 36V35H161ZM166 36V35H165ZM188 36V35H187ZM215 36V35H214ZM219 36H221V34L219 33ZM163 38V40H165L166 41V38H164V34H163V36H162ZM179 37H177L176 38V40H178V38ZM188 37H190V36H188ZM195 37V36H194ZM216 37V39H214L213 40V42H212V48H213V50H214V52L215 53H217L218 55H222L223 53H226L225 52V50H224V46H223V44L222 43H220V39H219V37H218V39H217V36H215ZM222 37V36H221ZM255 38L256 37H258V34L256 35V36H254ZM77 38V37H76ZM75 38V39H76ZM234 38H235V36H234ZM237 38V37H236ZM247 38V37H246ZM259 38V37H258ZM154 39V38H153ZM160 39V38H159ZM162 39H160V40H162ZM188 38H186V40H187ZM198 39V38H197ZM201 39H203L202 37H201ZM205 39V38H204ZM227 39V38H226ZM226 39H225V41H226ZM238 39V38H237ZM257 39V38H256ZM159 40V41H160ZM162 40V41H163ZM189 40V39H188ZM193 39H191V41H192ZM196 40V39H195ZM211 40V39H210ZM249 40H251V39H249ZM248 40V41H249ZM252 40H253V38H252ZM264 40V39H263ZM79 41V40H78ZM164 41V42H165ZM170 41V40H169ZM173 41H175V40H173ZM172 41V42H173ZM221 41H222V39H221ZM224 41V45L226 46V42ZM243 41V40H242ZM254 41H255V39H254ZM23 43H24V41H22ZM26 43H27V41H25ZM73 42V41H72ZM150 42V41H149ZM164 42H162V43H164ZM171 42V41H170ZM171 42V43H172ZM179 42V41H178ZM183 43H184V41H182ZM187 42V41H186ZM198 42V41H197ZM205 42V41H204ZM229 42V41H228ZM236 42V41H235ZM234 42V43H235ZM256 42V41H255ZM26 43H25V45H23V47H25L26 46ZM169 43V42H168ZM175 43V42H174ZM174 43H172L173 45H174ZM177 43V42H176ZM181 43V42H180ZM180 43H178V44H180ZM233 43V44H234ZM3 44V45H4ZM18 44H19V42H18ZM29 44V42L27 43V45ZM167 44V43H166ZM184 44H186V43H184ZM191 44V43H190ZM203 44V43H202ZM243 44V42L240 44V45H242ZM248 44H249V42H248ZM247 44V45H248ZM252 44V43H251ZM254 44H256V43H254ZM254 44H253V46L252 47H254ZM2 45V44H1ZM0 45V47L2 48V50H0V56L3 58V54H4V56L5 55H8V56H11V55H9V54H5V52H7V50H5V48L3 49V47ZM15 45V44H14ZM17 45V44H16ZM19 45H22V43H20ZM72 45V44H71ZM76 45H78V44H76ZM183 45V44H182ZM181 45V46H182ZM198 45V44H197ZM204 45V44H203ZM227 45H229L228 43H227ZM239 45V44H238ZM237 45V46H238ZM246 45V46H247ZM188 46V45H187ZM195 46V45H194ZM18 47V46H17ZM19 47H22V46H19ZM76 47V46H75ZM168 47V46H167ZM166 47V48H167ZM173 47V49H174V47L175 46H172ZM178 47V46H177ZM176 47V49H178ZM189 47V46H188ZM197 47V46H196ZM229 47V46H228ZM232 47V46H231ZM239 47V46H238ZM243 47V46H242ZM252 47H246V49H245V51H244V56H246V58L245 59H247V58H249V59H251L252 58ZM0 48V49H1ZM29 48V47H28ZM184 48H186V47H184ZM259 48V47H258ZM14 49V48H13ZM17 49H19V48H17ZM171 48H169V50H170ZM198 49H199V47H198ZM240 49V48H239ZM26 50V49H25ZM24 50V51H25ZM28 50V49H27ZM26 50V51H27ZM168 50V51H169ZM175 50V49H174ZM173 50V51H174ZM185 50V49H184ZM193 50H195V49H193ZM203 50V49H202ZM201 50V51H202ZM209 50V49H208ZM208 50H206L207 52H206V54L208 53ZM238 50V49H237ZM23 51V50H22ZM30 51V50H29ZM165 51L166 50H164V53H165ZM167 51V52H168ZM173 51H171V52H173ZM191 51V50H190ZM189 51V52H190ZM18 52H21V50L20 51H18ZM32 52V51H31ZM30 52V53H31ZM178 52V51H177ZM203 52V51H202ZM15 53H17V52H14V54ZM22 54H23V52H21ZM27 54H29V52H26ZM136 53V52H135ZM173 53H176V51L175 52H173ZM179 53V52H178ZM182 53V52H181ZM186 53H188L187 51H186ZM192 53V52H191ZM190 53V54H191ZM195 52H193V54H194ZM201 53V52H200ZM238 53V52H237ZM25 54V53H24ZM55 54V53H54ZM213 53L211 52V54L210 55H212ZM135 55V54H134ZM165 55V54H164ZM175 55V54H174ZM173 55V56H174ZM179 55H181L180 53H179ZM198 55V54H197ZM201 55H203V54H201ZM225 55V54H224ZM241 55V54H240ZM28 56V55H27ZM26 56V57H27ZM29 56H30V54H29ZM28 56V57H29ZM136 56H138V55H136ZM172 56V57H173ZM175 56H178V54H176ZM174 56V57H175ZM186 56H187V54H186ZM204 56H206V55H204ZM207 56H208V54H207ZM214 56V55H213ZM213 56H211L212 58H213ZM234 56V55H233ZM257 56V55H256ZM12 57H14L13 55L10 57L11 59H12ZM155 57V56H154ZM160 57V56H159ZM158 57V58H159ZM171 57V58H172ZM180 57H182V58H184V55L182 56H180ZM193 57H194V55H193ZM200 57V56H199ZM199 57H198V59H199ZM210 56H209V59L211 58ZM229 57V56H228ZM241 57V56H240ZM2 58H0V59H2ZM7 57L5 56V58H3V60L4 59H6ZM15 58V57H14ZM23 58H25V57H23ZM138 58V57H137ZM164 58L165 57H163V60H164ZM197 58V57H196ZM10 59V60H11ZM27 59V58H26ZM160 59V58H159ZM185 59H192V58H185ZM109 60V59H108ZM132 60H133V58H132ZM136 60V59H135ZM152 60V59H151ZM202 60V59H201ZM218 60V59H217ZM223 60V59H222ZM1 61V60H0ZM13 61V60H12ZM26 61V60H25ZM72 61V60H71ZM150 61V60H149ZM194 61V60H193ZM240 61V60H239ZM2 62V61H1ZM0 62V65L3 63H1ZM4 62H8V60L7 61H4ZM32 62V61H31ZM84 62V61H83ZM145 62H146V60H145ZM165 62V61H164ZM185 62V60L183 61V63ZM189 62V61H188ZM208 62V61H207ZM228 62H229V60H228ZM74 63V62H73ZM146 63H148V61L146 62ZM149 63H151V62H149ZM153 63V62H152ZM235 63V62H234ZM10 64V63H9ZM141 64V63H140ZM166 64V63H165ZM167 64H169V63H167ZM186 64V63H185ZM184 64V65H185ZM193 64V63H192ZM195 64V63H194ZM193 64V65H194ZM218 64H220V62H218ZM222 64H223V62H222ZM112 65V64H111ZM134 65H136L135 64V62H134ZM145 65V64H144ZM152 65V64H151ZM189 65V64H188ZM205 65H207V64H205ZM137 66L139 67V65L137 64ZM192 65H190V67H191ZM255 66V65H254ZM74 67V66H73ZM133 67V66H132ZM141 67H143V66H141ZM146 67H147V65H146ZM196 67H198V66H196ZM224 67V66H223ZM261 67V66H260ZM89 68V67H88ZM115 68V67H114ZM126 68H128V67H126ZM149 68H150V66H149ZM188 68V67H187ZM199 68V67H198ZM206 68H207V66H206ZM7 69V68H6ZM133 69H135V67L133 68ZM141 69V68H140ZM197 69V68H196ZM208 69V68H207ZM207 69H205V70H207ZM255 69V68H254ZM125 71H126V69H124ZM129 70H130V68H129ZM136 70H137V68H136ZM142 70V69H141ZM140 70V71H141ZM187 71L189 70V69H186ZM204 70V71H205ZM218 70V69H217ZM6 71V70H5ZM50 71V70H49ZM123 71V70H122ZM143 71V70H142ZM150 71V70H149ZM152 71V70H151ZM150 71V72H151ZM182 71V70H181ZM186 71V72H187ZM2 72H3V65L0 67V86H2L1 84L3 83V77H4V75H2ZM72 72V71H71ZM148 72V71H147ZM200 72V71H199ZM206 72V74H208V72L207 71H205ZM217 72V71H216ZM195 73V72H194ZM243 73V72H242ZM261 73V72H260ZM6 74V73H5ZM130 74V73H129ZM143 74H146V72L145 73H143ZM190 75H191V71H190V73H189ZM205 74V73H204ZM217 74V73H216ZM226 74V73H225ZM75 75V74H74ZM131 75H133V74H131ZM130 75V76H131ZM197 75V74H196ZM200 75H202V74H200ZM175 76L176 75H170L169 77H167V83H168V87H170V92H171V90H173V88H175V87H177L178 86V83H177V80L175 79ZM189 76V75H188ZM187 76V77H188ZM199 76V75H198ZM208 76V75H207ZM206 76V77H207ZM5 77H6V75H5ZM77 77V76H76ZM87 77H88V75H87ZM125 77V76H124ZM129 77V76H128ZM186 77V76H185ZM191 77V76H190ZM212 77V76H211ZM264 77V76H263ZM127 78V77H126ZM130 78V77H129ZM143 78H145V77H143ZM192 78V77H191ZM190 78V79H191ZM195 78V77H194ZM86 78H84V80H85ZM103 79V78H102ZM131 79V78H130ZM133 79V78H132ZM138 79V78H137ZM200 79V78H199ZM199 79H198V82H199ZM207 79H208V77H207ZM206 79V80H207ZM52 80V79H51ZM78 80H80V79H78ZM61 81V80H60ZM82 81V80H81ZM86 81V80H85ZM98 81V80H97ZM140 81H142V80H140ZM145 82H147L146 81V79L144 80ZM143 81V82H144ZM149 81V80H148ZM197 81V80H196ZM231 81V80H230ZM88 82V81H87ZM119 82V81H118ZM117 82V83H118ZM137 82V81H136ZM181 82H183V81H181ZM188 82H189V80H188ZM197 82V83H198ZM234 82V81H233ZM89 83V82H88ZM110 84L112 83V82H109ZM115 83V82H114ZM113 83V84H114ZM134 83V82H133ZM139 83V82H138ZM148 83V82H147ZM146 83V85H149L150 83H148L147 84ZM152 83V82H151ZM153 83H154V80H153ZM190 83H192V80H191V82ZM250 83V82H249ZM4 84V83H3ZM63 84V83H62ZM83 84V83H82ZM81 84V85H82ZM102 84V83H101ZM105 84V83H104ZM113 84H112V86H113ZM119 84V83H118ZM123 84V83H122ZM140 84V83H139ZM156 84H159V83H156ZM193 84V83H192ZM195 84V83H194ZM200 84V83H199ZM244 84V83H243ZM258 84H259V82H258ZM262 84V83H261ZM5 85V84H4ZM3 85V86H4ZM7 85V84H6ZM58 85V84H57ZM56 84H55V86H57ZM71 85V84H70ZM85 85V84H84ZM188 85H189V83H188ZM254 85V84H253ZM2 86V87H3ZM65 86V85H64ZM104 86H106V84L104 85ZM109 86V91H108V93L106 94V95H104L103 94V92H104V88H102L101 86V88L103 89V92H102V94L104 95L103 96V98H102V102H101V100L99 99V101H100V103H101V106H98V104H97V111H94V110H90V107L88 106V104H86L87 103V101H86V97H87V95H86V91L85 92H83L82 91V89H81V86L80 87H78L77 86V88H73L74 89V94H72V95H74V96H76L75 97V99H77V101H78V103L81 105H79V107H81V109H83L82 111H81V113H79V115H77L78 116V119H77V121L73 124V125H70L69 124V127H67V128H65V130H64V132L66 131L67 133H69V134H73V133H75V138L78 136H82V135H79V134H76V133H83V132H86V131H89V132H91V131H93V129L95 128V133L97 132L96 131V129H98V128H96V125H97V123H98V121H100V118L102 119V121H104V125L106 126H104L105 128H108V127H110V126H113V124H116V123H119L118 122V112H120L121 111V109H122V111H123V108H124V106L125 105H127V104H125L123 101H122V98H126V94H125V92L122 90V89H120L119 87H116V86H111L110 87V85H108ZM141 86V85H140ZM142 86H143V84H142ZM145 86V85H144ZM143 86V87H144ZM153 86V85H152ZM245 86V85H244ZM248 86V85H247ZM257 86V85H256ZM262 86V85H261ZM67 87V86H66ZM72 87H73V84H72ZM83 87V86H82ZM85 87H87V86H85ZM143 87L141 88V89H143ZM148 87V86H147ZM156 87L158 88L159 86L158 85H156ZM196 87V86H195ZM194 87V88H195ZM243 86H241L240 88H242ZM70 88V86L69 87H67V89H69ZM124 88H126V87H124ZM140 88V87H139ZM149 88H150V86H149ZM154 88V87H153ZM157 88H156V90H157ZM183 88H185V87H183ZM189 88V87H188ZM208 88V87H207ZM203 89L202 91H200V93L203 95V100L204 101H208L211 97H214V98H216L217 100H219L220 102L224 99L223 98V94L221 93V92H219V90H215V91H213V89ZM244 88H246V87H243V89ZM55 89V88H54ZM89 89V88H88ZM145 89V88H144ZM190 89L191 88H189V91H190ZM250 89V88H249ZM261 89V88H260ZM259 89V90H260ZM100 90V89H99ZM99 90H98V92H99ZM107 90V89H106ZM127 90V89H126ZM149 90V89H148ZM148 90H147V92H148ZM152 90V89H151ZM159 90V89H158ZM262 90V89H261ZM6 91V90H5ZM35 91V90H34ZM36 91H38V90H36ZM50 91H51V89H50ZM60 91V90H59ZM59 91H57L58 93H59ZM95 91H97L96 89H95ZM94 91V92H95ZM128 91V90H127ZM178 92V94H179V90H177ZM221 91V90H220ZM248 91V90H247ZM264 91V90H263ZM262 91V92H263ZM90 92V91H89ZM141 92V91H140ZM158 92V91H157ZM161 92V91H160ZM2 93H4V91H2ZM33 92H31V95H33L32 94ZM73 93V92H72ZM88 93V92H87ZM92 95H94L95 96V94H96V96L99 94H97V93H95V94H93L92 92H90ZM90 93H88V94H90ZM145 92H143V96L145 97V95L147 96L148 94H144ZM1 94V93H0ZM64 94V93H63ZM91 94L90 95H88L89 96V98L91 97ZM101 94V95H102ZM131 94V93H130ZM139 94V93H138ZM243 94V93H242ZM252 94V93H251ZM263 94V93H262ZM29 95H30V93H29ZM150 95V94H149ZM151 95L152 96H155L156 97V95H157V93H156V95L155 94H152L151 93ZM170 95H172V93L170 94ZM241 95V94H240ZM249 95V94H248ZM28 96V95H27ZM34 97H32V96H30L31 98H34V99H32L31 101H32V111H30L29 109V111H30V113H32V116L30 117V122H29V124L26 126L27 128H26V131H27V133H26V135L28 134V141L26 140V143L27 144H29V145H27V147L28 146H32V144L33 145H35V146H37L39 149H38V151H36L37 153L39 152V150H40V148L41 147H39L40 146V143L43 145V143L41 142L42 141V139H45V137H48L50 134H52L51 132H52V125L51 124H53L54 125V122L56 123V121H55V119H57V115L59 114V113H61V110L62 109H64V112L65 111H70L71 109H76V108H74V106L76 105L75 104V101H74V98H73V102H72V98H66V99H60L59 101H53V102H48L47 100H50V99H46V101L44 100V103H46V102H48L47 104H43V99H42V95L41 94H36V95H33ZM44 96V95H43ZM46 96V95H45ZM48 96V95H47ZM53 96V95H52ZM93 96V97H94ZM152 96H149V97H151V99H152ZM242 96V95H241ZM255 96H257V95H255ZM128 97V96H127ZM148 97V96H147ZM158 97V96H157ZM262 98H264L263 96H261ZM0 98H3L2 96L0 97ZM49 98V97H48ZM99 98V97H98ZM130 98V97H129ZM132 98V97H131ZM161 98V97H160ZM259 98H260V96H259ZM260 99V100H263L264 101V99ZM29 98H27V100H28ZM88 99V98H87ZM96 99V98H95ZM94 99V100H95ZM134 99V98H133ZM150 99V100H151ZM229 99V98H228ZM237 99V98H236ZM249 99V98H248ZM254 99V98H253ZM19 100V99H18ZM97 100V99H96ZM134 100H136V99H134ZM139 100V99H138ZM161 100H163V99H161ZM190 100V99H189ZM233 100V99H232ZM231 100V101H232ZM132 101V100H131ZM171 101H172V99H171ZM210 101H212V99L210 100ZM214 101V100H213ZM241 101H244L243 100V98H242V100ZM248 101V100H247ZM250 101V100H249ZM90 102V101H89ZM92 102V101H91ZM98 102V101H97ZM96 102V103H97ZM133 103H136L135 105H136V108L137 107H140L139 105H141V104H139V105H137V102L139 103L140 102V100L139 101H132ZM236 102V101H235ZM19 103H21V105H23L22 104V101L20 102L19 101ZM99 103V104H100ZM142 103V102H141ZM149 103V102H148ZM159 103V102H158ZM203 103V102H202ZM238 103V102H237ZM94 104V103H93ZM132 104V103H131ZM145 104H146V102H145ZM149 104H151V103H149ZM216 104V103H215ZM220 104V103H219ZM224 104V103H223ZM255 104H257L256 102H255ZM259 104V103H258ZM257 104V105H258ZM5 105V104H4ZM3 105V106H4ZM15 105H16V103H15ZM18 105V104H17ZM16 105V107L15 108H21V107H18ZM25 105V104H24ZM128 105H130V104H128ZM134 105V104H133ZM152 105V104H151ZM189 105V104H188ZM228 105V104H227ZM235 105H237L236 103H235ZM261 105V104H260ZM263 105V104H262ZM143 105H141V107H142ZM221 106V105H220ZM229 106V105H228ZM245 106H247V105H245ZM27 107V106H26ZM133 107V106H132ZM189 107V106H188ZM224 107H225V105H224ZM232 107V106H231ZM254 107H256L257 108V106H254ZM260 108H261V106H259ZM264 107V106H263ZM14 108V107H13ZM24 108V107H23ZM134 109H135V112L138 110H136V108H135V106L133 107ZM144 108V107H143ZM235 108H238L237 106L235 107ZM41 110V111H43L44 113H43V115H45L44 116V119L46 120V122H47V124L49 125L48 126V128L45 126V127H43L42 126V128L43 129H41V125L39 124L40 123V119H39V117H38V110ZM125 109H126V111H124V113L125 112H127V113H129V111L131 112V111H133L132 110V108H129V109H131V110H129L128 109V106H125ZM141 109V108H140ZM144 109H146V108H144ZM160 109V108H159ZM159 109H158V111H159ZM225 109H227L226 107H225ZM247 109H248V111L250 110L249 109V107H247ZM246 109V107H245V110H247ZM255 109V108H254ZM120 110V111H119ZM214 110H216V109H214ZM213 110V111H214ZM253 110V109H252ZM16 111V110H15ZM19 111V110H18ZM122 111L120 112V113H122ZM141 111V110H140ZM145 111H147V110H145ZM153 111V110H152ZM203 111V110H202ZM248 111H246L247 113H248ZM251 111V110H250ZM257 112H258V110H256ZM264 111V110H263ZM1 112V111H0ZM25 112V111H24ZM27 112V111H26ZM40 112V111H39ZM78 112V111H77ZM138 112H139V110H138ZM137 112V113H138ZM150 111H148L147 113H149ZM157 112V111H156ZM155 112V113H156ZM160 112H162V111H159V113ZM211 112H212V110H211ZM224 112V111H223ZM226 112H228L227 110H226ZM233 112V111H232ZM243 112V111H242ZM254 112V111H253ZM259 112H260V109H259ZM2 113V112H1ZM123 113V114H124ZM126 113V114H127ZM137 113H133L132 112V114H134V115H136ZM140 113V112H139ZM138 113V114H139ZM154 113V112H153ZM154 113V114H155ZM158 113V114H159ZM199 113H201V112H199ZM206 113H208V111L206 112ZM215 113V112H214ZM217 113H219V115H218V118H220L221 116H220V112H217ZM234 113H236V112H234ZM249 113H251V112H249ZM248 113V114H249ZM3 114H4V112H3ZM23 114V113H22ZM21 114V115H22ZM40 114H42V113H40ZM126 114H124V115H122V114H119V115H121L122 117H124ZM137 114V115H138ZM146 114V113H145ZM150 114V113H149ZM177 114V113H176ZM180 114V113H179ZM203 114V113H202ZM231 114H233V113H231ZM10 115H12V114H10ZM9 115V116H10ZM30 115V114H29ZM67 115H69V113L67 114ZM131 115V114H130ZM151 115H152V112H151ZM156 116H157V113L155 114ZM196 115V114H195ZM198 115V114H197ZM196 115V116H197ZM254 115V114H253ZM256 115V114H255ZM0 116H2L3 117V115H1L0 114ZM140 116H142V113L140 114ZM144 116H148V115H144ZM144 116H142L141 117V119L144 117ZM150 116V115H149ZM172 116V115H171ZM200 116H201V114H200ZM203 116V118L205 117V115H202ZM215 116V115H214ZM217 116V115H216ZM220 116V117H219ZM257 116V115H256ZM259 116V115H258ZM260 116H262V114L260 115ZM11 117V116H10ZM10 117H8L7 119L9 120V118ZM14 117V116H13ZM70 117V116H69ZM127 117V116H126ZM145 117V118H146ZM154 117V116H153ZM162 117V116H161ZM173 117V116H172ZM177 117V116H176ZM252 117H254V116H252ZM12 118V117H11ZM20 118V117H19ZM18 118V119H19ZM40 118H41V120L43 119V116H41L40 115ZM58 118H60V117H58ZM131 118V117H130ZM132 118H133V116H132ZM144 118V119H145ZM149 118H151V117H148V119ZM174 118V117H173ZM208 118H212L211 117V115H210V117H209V115H208ZM249 118V117H248ZM247 114H245V113H240V112H238L237 114H235V121L234 122H236V123H234V124H236V127L238 126L237 125V123L238 124H240L239 125V129H238V132H240V126L241 125H243L242 124V122L244 123V125L247 123ZM256 118V117H255ZM260 118V117H259ZM2 119V118H1ZM5 119V118H4ZM14 119V120H13ZM21 119V118H20ZM120 119V118H119ZM124 119H125V117H124ZM140 119V118H139ZM138 119V120H139ZM153 119V118H152ZM152 119L150 120V121H152ZM155 119V118H154ZM161 119V118H160ZM214 119H216V118H214ZM223 119H224V116H223ZM250 119V118H249ZM256 119H258V117L256 118ZM6 120V119H5ZM12 120L14 121V122H18V121H15V118H12ZM17 120V119H16ZM29 120H27V121H29ZM69 120H71V119H69ZM125 120H127V119H125ZM125 120H124V122H125ZM137 120V121H138ZM147 120V118L145 119V121ZM204 120V119H203ZM206 120V119H205ZM204 120V121H205ZM213 120V119H212ZM225 121H226V119H224ZM2 121V120H1ZM7 121V120H6ZM22 121V120H21ZM123 120H121L120 122H122ZM128 121V120H127ZM127 121L125 122L126 124H128L127 123ZM136 121V120H135ZM162 121V120H161ZM190 121V120H189ZM193 121H195L196 122V120H193ZM23 122V121H22ZM22 122L20 123L21 125H22ZM25 122V121H24ZM43 122V124H46V122H44V120L42 121ZM60 122V121H59ZM64 122H65V119H64ZM67 122V121H66ZM130 122V121H129ZM141 122V121H140ZM144 122V121H143ZM149 122V121H148ZM164 122V121H163ZM168 122H169V118H168ZM168 122H167V124H168ZM186 122V121H185ZM223 122V121H222ZM229 122V121H228ZM232 122V121H231ZM248 122H249V124H250V122H253V121H249L248 120ZM3 123V122H2ZM1 122H0V124H2ZM4 123H5V125H6V122L4 121ZM9 123V122H8ZM19 123V122H18ZM17 123V124H18ZM69 123H71V121L69 122ZM125 123H121V125L123 126H126V124ZM135 123V122H134ZM152 123V122H151ZM165 123H166V121H165ZM182 123V122H181ZM192 123V122H191ZM206 123H207V121H206ZM224 123V122H223ZM16 124V123H15ZM19 124V125H20ZM26 124V123H25ZM25 124L23 123V126H25ZM120 124V123H119ZM144 124V123H143ZM158 124V123H157ZM160 124H161V122H160ZM160 124H159V126H160ZM196 123H194V125H195ZM214 124H215V122H214ZM13 125V124H12ZM11 125V126H12ZM20 125V126H21ZM98 125H99V123H98ZM118 125V124H117ZM132 125H133V123H132ZM152 126H153V124H151ZM151 125L149 126V127H151ZM155 125V124H154ZM162 126H163V124H161ZM165 125V124H164ZM203 125V124H202ZM233 125V124H232ZM8 126H9V124H8ZM17 125H14V127H16ZM23 126H21V127H23ZM123 126V128H126V127H124ZM146 126H147V124H146ZM179 126H181V125H179ZM185 126V125H184ZM184 126H183V128H184ZM220 126V125H219ZM246 126H248V125H246ZM251 126V125H250ZM13 127V126H12ZM18 128V127H16V128H18V129H20V131H22V128ZM50 127H51V129H50ZM148 127V126H147ZM157 127V126H156ZM165 127V126H164ZM188 127H189V125H188ZM195 127V126H194ZM214 127V126H213ZM232 127V126H231ZM235 127V126H234ZM249 127V126H248ZM248 127L247 128H245V129H247V131L249 130L248 129ZM9 129H10V127H8ZM56 128V127H55ZM59 128V127H58ZM104 128V129H105ZM113 128V127H112ZM119 128L121 129V127H118V131H117V129H116V131L114 130L113 132H118V134H120V131H119ZM123 128H122V130H123ZM167 128H168V126H167ZM170 128V127H169ZM216 128V127H215ZM215 128H213V129H215ZM219 128V127H218ZM223 128V127H222ZM222 128H220L221 130H222ZM226 128V127H225ZM224 128V129H225ZM229 128V127H228ZM251 131L250 132H248V133H251L252 135H253V137H254V133L253 132H257L258 131V133L260 132V134L262 135L261 136V140L263 141V142H261V144L262 143H264V120L263 121H261L259 124H258V126L257 127H254V125H253V127L251 126ZM8 129V130H9ZM14 129V128H13ZM103 129V130H104ZM144 129H148V128H144V127H142V130H144ZM153 129V128H152ZM155 129V128H154ZM172 129V128H171ZM175 129H176V127H175ZM185 129V131H187V128L185 127L184 128ZM183 129V130H184ZM192 129V128H191ZM230 129V128H229ZM237 129V128H236ZM7 130V131H8ZM17 130V129H16ZM57 131H59L58 129H56ZM55 130V131H56ZM61 130H62V128H61ZM60 130V131H61ZM106 130V129H105ZM139 130H141V129H139ZM138 130V131H139ZM159 130V129H158ZM174 130V129H173ZM182 130V129H181ZM208 130H210L209 128H208ZM0 131H1V129H0ZM7 131H5V132H7ZM10 131V130H9ZM15 131V130H14ZM60 131H59V133H60ZM108 131V130H107ZM106 131V132H107ZM112 131V130H111ZM152 131H154V130H152ZM172 131V130H171ZM177 131H179V129L177 128ZM176 130H175V132H177ZM212 131V130H211ZM220 131V130H219ZM228 130H226V132H227ZM230 131H232V130H230ZM229 131V132H230ZM243 131H245V130H243ZM242 131V132H243ZM246 131V132H247ZM2 132V131H1ZM11 132L13 133V130H11L10 131V133L8 134L7 133V135L9 136V135H11ZM16 132V131H15ZM14 132V134H16V133H18V132H16L15 133ZM23 132V131H22ZM54 132V131H53ZM122 132H126V131H122ZM134 132L136 133L137 132V130L136 131H133V132H131V134H133L132 136L133 137H137V135H135L134 136ZM144 132V131H143ZM157 132V131H156ZM168 132V131H167ZM180 132V131H179ZM178 132V134H180ZM191 132V131H190ZM193 132V131H192ZM203 132V131H202ZM220 132H223V131H220ZM237 132V131H236ZM237 132V133H238ZM241 132V133H242ZM245 132V133H246ZM262 132V133H261ZM21 133V132H20ZM19 133V134H20ZM56 133V132H55ZM63 133V132H62ZM67 133H65L64 135H66L65 136V138L67 137ZM127 133V132H126ZM138 133H140V132H138ZM142 133V132H141ZM140 133V136L142 137V138H144L143 136H145V138H147L146 136L148 135H144V134H141ZM145 134H146V131L144 132ZM150 133V132H149ZM164 133V132H163ZM193 133H195L196 134V131L195 132H193ZM205 133H208V131H206ZM205 133H204V137H205ZM210 133H212V132H210ZM232 133H234V132H231V134ZM236 133V134H237ZM247 133V134H248ZM1 134V133H0ZM14 134L12 135V136H14ZM18 134V135H19ZM57 134V133H56ZM56 134L54 135V133H53V137L54 138H56L57 136H56ZM61 134V133H60ZM68 134V135H69ZM94 134V133H93ZM153 134V133H152ZM159 134H161V132L159 133ZM172 134H174V133H172ZM171 134V135H172ZM200 134V133H199ZM244 134V133H243ZM250 134V135H251ZM260 134H258V135H260ZM2 135V134H1ZM5 137H4V136ZM2 136H3V138H6V134H3ZM58 135V137H59V134H57ZM105 135V134H104ZM117 135V133L115 134V136ZM143 135V136H142ZM157 135V134H156ZM163 135V134H162ZM175 135V134H174ZM216 135H218V134H215L214 136H216ZM225 135H226V133H225ZM227 135H230V134H227ZM233 135H235V134H233ZM232 135V136H233ZM245 135V134H244ZM20 136V135H19ZM56 136V137H55ZM88 136V135H87ZM93 136V135H92ZM101 136V135H100ZM100 136H96L97 138L99 137L100 138ZM107 136H109V134L107 135ZM123 136V134H121V136H118L119 138L120 137H122ZM125 136V135H124ZM123 136V137H124ZM155 136V135H154ZM154 136H152V141L155 139V137ZM167 136V135H166ZM179 136V135H178ZM187 136H189V135H187ZM191 136V135H190ZM198 136V135H197ZM214 136H213V138H214ZM219 136V135H218ZM217 136V139H215V141L217 140L218 141V139H220L219 137ZM220 136H222V138H223V135L221 134ZM231 136V135H230ZM229 136V137H230ZM249 136V135H248ZM17 137V136H16ZM15 137V138H16ZM26 137V136H25ZM52 137V138H53ZM62 136H60L59 138H56V139H60ZM71 137H73L74 138V136H72L71 135ZM112 138H114V139H116L117 137H114L113 136V133H112V136H111ZM153 137H154V139H153ZM161 137V136H160ZM168 137H170V135H168ZM168 137H165V139H167ZM172 137V136H171ZM175 137V136H174ZM180 137V136H179ZM195 137V136H194ZM194 137H192V138H194ZM199 137H200V135H199ZM227 137L228 136H226V139H225V136H224V139L226 140V142H227ZM236 137V136H235ZM241 137V136H240ZM252 137V138H253ZM2 138V137H1ZM10 138H13V137H10ZM14 138V139H15ZM65 138H63V139H65ZM69 138V137H68ZM81 138V137H80ZM83 138H85V137H83ZM93 138V137H92ZM98 138V139H99ZM144 138V139H145ZM156 138H157V136H156ZM159 138V137H158ZM173 138V137H172ZM181 138V137H180ZM232 137H230V139H231ZM233 138H234V136H233ZM232 138V139H233ZM238 138V137H237ZM48 139V138H47ZM78 139V138H77ZM87 139V138H86ZM94 139V138H93ZM93 139H91L92 141H93ZM133 140H134V138H132ZM162 139V138H161ZM164 139V138H163ZM198 139V138H197ZM207 139L209 140V143H210V139H209V137H207ZM4 140V139H3ZM3 140H1V141H3ZM10 140V139H9ZM9 140H7V141H9ZM16 140V139H15ZM14 140V141H15ZM18 140V141H17ZM16 141L17 142H19V140L21 141V139H17ZM54 140V139H53ZM69 140H71V139H69ZM103 140V139H102ZM118 140V139H117ZM140 140H142L141 138H140ZM173 140V139H172ZM180 140V139H179ZM185 140V139H184ZM214 140V139H213ZM222 140V139H221ZM228 140H229V138H228ZM235 140V139H234ZM233 140V141H234ZM239 140V139H238ZM254 140H255V138H254ZM259 140V139H258ZM55 141V140H54ZM67 141V140H66ZM72 141V140H71ZM79 142H80V140H78ZM118 141H120V140H118ZM131 141V140H130ZM135 142H137L138 143V141H139V138H138V140L136 139V140H134ZM134 141H132L133 142V144H134ZM145 141V140H144ZM147 141H148V139H147ZM147 141L144 143L143 141H141L143 144H146L147 143ZM150 142H151V140H149ZM158 141V140H157ZM161 141V142H160ZM160 141H158L159 143L157 144L156 142H155V140L153 141V143L155 142L157 145L155 146V148H154V152L155 153H159V152H161V154H163V156H164V150H167V148H169L170 150H171V146L172 145H170L169 147L168 146H166L165 145V142H163L164 140H160ZM175 141V140H174ZM203 141V140H202ZM232 141V142H233ZM256 141V140H255ZM254 141V142H255ZM4 142V141H3ZM2 142V143H3ZM59 142H61V140L59 141ZM74 142H76V141H74ZM115 142V141H114ZM126 142V141H125ZM124 142V143H125ZM140 142V141H139ZM171 143H173L174 144V142L173 141H170ZM189 142V141H188ZM199 142H200V140H199ZM206 142V141H205ZM213 142V141H212ZM220 141H218V143H219ZM225 142V141H224ZM223 142V143H224ZM240 142V141H239ZM249 142V141H248ZM260 142V141H259ZM259 142H257V143H259ZM4 143H7V142H4ZM16 143V142H15ZM25 143V144H26ZM35 143V144H34ZM49 143H52V141L51 142H49ZM48 143V144H49ZM62 143V142H61ZM64 143H66V142H64ZM91 143H93V142H91ZM100 142H98L96 145H98ZM112 143V142H111ZM110 143V144H111ZM117 143H119V142H117ZM136 143V145H138ZM152 142L151 143H147V144H153ZM166 143H167V140H166ZM169 143V142H168ZM167 143V144H168ZM180 143V142H179ZM195 143V142H194ZM218 143L216 142V143H214V144H217L218 145ZM220 143H222V142H220ZM219 143V144H220ZM227 143H229V142H227ZM233 143H236V142H233ZM1 144V143H0ZM8 144V143H7ZM12 144V143H11ZM14 144V143H13ZM17 145H16V147H15V145L13 146H11V147H14V148H16L15 150H14V148H12L13 150L12 151H15L14 153H16V151L17 150H19L18 148H17V146L19 145L18 143H16ZM24 144V145H25ZM58 144H60V143H58ZM70 144V143H69ZM94 144V143H93ZM109 144V145H110ZM187 144V143H186ZM189 144V143H188ZM193 144V143H192ZM191 144V145H192ZM240 144V143H239ZM252 144V142L250 143V147L252 146L251 145ZM1 145H4V144H1ZM0 145V146H1ZM23 145V144H22ZM23 145V146H24ZM53 145V144H52ZM51 145V146H52ZM95 145V146H96ZM114 145V144H113ZM119 145V144H118ZM126 145V144H125ZM124 145V146H125ZM175 145H177V144H175ZM201 145V144H200ZM206 145V144H205ZM228 145V144H227ZM226 145V146H227ZM230 145V144H229ZM238 145V144H237ZM236 145V147H238ZM245 145H246V143H245ZM4 146H8V147H10L9 145H4ZM47 146V145H46ZM72 146H74V145H72ZM95 146H93V147H95ZM111 146V145H110ZM129 146V144L128 145H126L125 147H128ZM138 146H141L140 144L138 145ZM146 146V145H145ZM219 146V145H218ZM221 146V145H220ZM219 146V147H220ZM231 146V145H230ZM234 146V145H233ZM248 146H249V144H248ZM247 146V147H248ZM257 147H258V151L260 152L259 153V156L261 157V158H264V147H259V146H261L260 145V143H259V146L258 145H256ZM263 146V145H262ZM7 147V148H8ZM27 147L26 146H24V151H25V149H27ZM45 146H42V148H44ZM56 147H57V145H56ZM60 147H61V145H60ZM60 147H59V149H60ZM78 148H79V146H77ZM89 147V146H88ZM96 147H98V146H96ZM95 147V148H96ZM104 147V146H103ZM107 147H108V145H107ZM107 147H104V148H107ZM118 149L120 148V147H118V146H116ZM152 147H154V146H152ZM183 147H185V146H183ZM188 147V146H187ZM196 147V146H195ZM215 147V146H214ZM223 147H225V146H223ZM227 147H229V146H227ZM235 147V148H236ZM244 147V146H243ZM247 147H246V149H247ZM256 147V148H257ZM1 148H5V147H1ZM1 148H0V150H1ZM41 148V149H42ZM65 148V147H64ZM71 148H74V147H71ZM71 148L70 149H67V152L69 151V150H71ZM81 148V147H80ZM95 148H94V150H95ZM99 148V150H100V147H98ZM110 148V147H109ZM111 148H113L114 150H115V147H111ZM110 148V149H111ZM146 148V147H145ZM173 148V147H172ZM177 148V147H176ZM175 148V150L174 151H176L177 149ZM217 148V147H216ZM226 148V147H225ZM235 148H233V149H235ZM259 148H260V150H259ZM10 149V148H9ZM31 149V148H30ZM35 149H37L36 147H35ZM35 149H34V151H35ZM74 149H76V148H74ZM84 149H87V148H84ZM93 149V148H92ZM91 149V150H92ZM112 149V150H113ZM123 149V148H122ZM128 149V148H127ZM139 150H140V148H138ZM142 150H143V148H141ZM183 149V148H182ZM215 149V148H214ZM221 148H219V150H220ZM230 149L231 148H229L227 151H230ZM241 149V148H240ZM249 149V148H248ZM44 151H46L45 150V148L43 149ZM43 150H41V151H43ZM81 151L83 150V148H81L80 149ZM96 150H97V148H96ZM95 150V151H96ZM151 150V149H150ZM179 150V149H178ZM187 150V149H186ZM216 150V149H215ZM232 150V149H231ZM237 150V149H236ZM2 151V150H1ZM4 151V150H3ZM21 151V150H20ZM24 151H23V153H24ZM64 151H65V149H64ZM62 152L61 154H63V153H65V152ZM72 151H74V150H72ZM72 151H71V153H72ZM77 151H78V149H77ZM90 151V150H89ZM95 151H93L94 153H95ZM102 151H104V150H101V152ZM106 151V150H105ZM120 151H121V148H120ZM145 151H146V149H145ZM149 151V150H148ZM152 151H153V149H152ZM164 151V152H163ZM169 151V150H168ZM188 151L189 150H187L186 152L188 153ZM201 151H203L202 149H201ZM222 152L224 151V149L222 148V150H221ZM239 151V150H238ZM243 153H244V155L242 156L243 158L242 159H244V157H245V150L243 149ZM255 152H256V150H254ZM30 153H31V151H29ZM53 152V151H52ZM93 152H92V154H90L91 156L93 155H95V154H93ZM101 152H99V153H101ZM109 152V151H108ZM147 152V151H146ZM163 152V153H162ZM170 152V151H169ZM181 152H182V150H181ZM195 152V151H194ZM210 152V151H209ZM233 152V151H232ZM250 152H251V149H250ZM255 152H253V156H252V152L250 153L251 155V157H254V155H256V153ZM18 153V152H17ZM21 153V152H20ZM18 154V155H25V154ZM25 153L27 154V152L25 151ZM57 153H58V151H57ZM75 153H76V151H75ZM91 153V152H90ZM113 153H115V152H113ZM149 153V152H148ZM148 153L146 154L147 156H148ZM152 153V152H151ZM167 153V152H166ZM172 153H174V152H172ZM177 153H179V152H177ZM196 153V152H195ZM200 153H202V152H200ZM224 153H225V151H224ZM235 153V152H234ZM247 153H248V150H247ZM247 153H246V155H247ZM2 154H4V153H2ZM1 154V155H2ZM10 154V152L8 153L7 152V154L6 155H9ZM11 154H12V152H11ZM29 154V153H28ZM41 153H39V155H40ZM42 154H45V153H42ZM53 154V153H52ZM60 154V153H59ZM69 154V153H68ZM67 154V155H68ZM74 154V153H73ZM83 154V153H82ZM82 154H81V156H82ZM144 154V155H145ZM171 154V153H170ZM175 154V153H174ZM191 154V153H190ZM219 154V153H218ZM226 154V153H225ZM231 154V153H230ZM238 155H240L239 153H237ZM258 154V153H257ZM5 155V154H4ZM5 155V159L4 160H6V162H8V159L10 158V156H6ZM16 156H18L17 154H15ZM31 155V154H30ZM33 155V154H32ZM55 155V154H54ZM58 155V154H57ZM64 155V154H63ZM63 155H62V157H63ZM66 155V156H67ZM77 155V154H76ZM75 154H74V156H76ZM90 155L89 154H87L86 156H89L90 157ZM96 155H98V153L96 154ZM108 155H109V153H108ZM107 155V156H108ZM135 155H137V154H135ZM134 155V156H135ZM139 155H141V154H139ZM143 155V153H142V155L140 156V158L142 157V156H144ZM184 155V154H183ZM193 155H195V154H193ZM200 155V154H199ZM222 155H224V154H222ZM229 155V154H228ZM233 155V154H232ZM237 155V156H238ZM16 156H15V158H16ZM46 156H49V155H46ZM45 156V158L47 159V157ZM52 156V155H51ZM50 156V157H51ZM74 156H73V158L72 159H75L74 158ZM104 156V155H103ZM106 156V157H107ZM114 156V155H113ZM113 156H112V158H113ZM115 156H118V155H116L115 154ZM115 156H114V158H115ZM170 156V155H169ZM197 156V155H196ZM217 156L218 155H215V158H214V162L213 163H215V161H217L216 159H217ZM221 156V154L218 156V157H220ZM9 157V158H8ZM13 157V158H12ZM10 159H15L14 158V156H12ZM39 157H41V158H39ZM38 158L41 160L42 159V155L41 156H39ZM68 157V156H67ZM85 157V156H84ZM83 156H82V160H83V158H84ZM88 157V158H89ZM96 157V156H95ZM94 157V158H95ZM105 157V158H106ZM145 157V156H144ZM166 157V156H165ZM188 157V156H187ZM209 157H211V156H209ZM233 157V156H232ZM234 157H235V155H234ZM239 158H240V156H238ZM237 157V158H238ZM246 157H249V156H246ZM245 157V158H246ZM1 158V157H0ZM31 158V157H30ZM56 158V157H55ZM93 158V159H94ZM96 158H98V156L96 157ZM107 158H109V157H107ZM116 158H118V157H116ZM120 158V157H119ZM122 158V157H121ZM120 158V159H121ZM125 158V157H124ZM159 158V157H158ZM157 158V159H158ZM169 158H171V156L169 157ZM173 158V157H172ZM224 158V157H223ZM228 158H230L229 156H228ZM19 159V158H18ZM58 159V158H57ZM56 159V160H57ZM66 159V158H65ZM65 159H61V160H65ZM87 159V157H85V159L83 160V161H87V162H82L81 163V161H80V158H79V161H80V164H82L81 166L83 167V163H84V167H85V165H86V167H87V163L89 162L90 163V161H88V160H86ZM90 159V158H89ZM101 159H104V158H101ZM100 159V161L102 162V160ZM143 158H141V160H142ZM149 159V158H148ZM148 159H146V160H148ZM190 159V158H189ZM200 159H204V158H200ZM199 159V160H200ZM211 159V158H210ZM232 159V158H231ZM235 159V158H234ZM242 159L241 160H239V159H236L235 161H237L235 164L236 165H238V167H240L239 165L241 164V163H243V161H242ZM253 159V158H252ZM259 159V158H258ZM1 160V159H0ZM3 160V159H2ZM24 160V159H23ZM23 160H22V164L24 163L23 162ZM37 160V159H36ZM48 160V159H47ZM58 160H60V158L58 159ZM61 160L59 161L60 162V164H61ZM68 160V159H67ZM71 160V159H70ZM91 160V159H90ZM106 160V159H105ZM108 160V159H107ZM116 160V159H115ZM119 160V159H118ZM160 160V159H159ZM172 159H169V161H171ZM173 160H174V158H173ZM176 160V159H175ZM188 160V159H187ZM221 160L222 159H220V162H221ZM225 160H227L226 158H225ZM249 160H251L250 159V157H249ZM54 161V160H53ZM52 161V162H53ZM74 161V160H73ZM76 161V160H75ZM94 161H95V159H94ZM93 160H92V162H94ZM110 161V160H109ZM108 161V162H109ZM121 161V160H120ZM144 161V160H143ZM163 161H164V159H163ZM168 160L166 161V158H165V162H168L167 164H169L170 162H169ZM181 161V160H180ZM196 161H198V159L196 158ZM203 161V160H202ZM224 161V160H223ZM234 161V162H235ZM245 162H246V160H244ZM257 161V160H256ZM262 161H264V160H262ZM16 162V161H15ZM15 162H14V164H15ZM19 162L21 163V161H18V163L16 162V164H18L19 165ZM45 162V161H44ZM48 162V161H47ZM50 162V161H49ZM55 162V161H54ZM63 162V161H62ZM66 162V161H65ZM65 162H64V165H63V167H66V166H68V164L65 166ZM96 162H97V164L99 163V159L98 160H96L95 161V163H92V165L93 164H96ZM105 162H107V161H105ZM116 162V161H115ZM126 162H128V161H126ZM138 162V161H137ZM145 162V161H144ZM150 162V161H149ZM151 162H153V161H151ZM173 162V161H172ZM171 162V163H172ZM178 162V161H177ZM182 162V161H181ZM212 162V161H211ZM217 162H219V160L217 161ZM216 162V163H217ZM257 162H259V161H257ZM256 162V163H257ZM1 163H2V161H1ZM30 163V165H31V162H29ZM34 163H36V161L34 160ZM37 163H39V162H37ZM57 162H55V164H56ZM75 163V162H74ZM77 163V162H76ZM86 163V164H85ZM118 163V162H117ZM117 163H116V166H114V168L111 166V165H109L110 164V162H109V164H108V166L110 167H112V171L110 170V169H108V170H110L111 171V173H110V175H113V178H112V182H111V187H113V190H116L115 191V195L114 196H112V198L113 197H118L119 199H118V201L117 202H119L118 203V206H117V209L115 210V211H110V210H108L107 208H108V204L110 203V202H114L112 199L110 200L109 198H108V196H105L106 195V191H107V189H106V191H105V197L104 196H102V195H99L98 194V191H97V187L95 186V184L94 185H87L86 186V189L84 188V190H85V195H84V197H83V195H81L82 197H83V199H81L82 197H80V199H79V201H77V202H71L72 200H73V197L74 196H76L75 195V190H73V187H71V190H70V188H68V186H67V188H66V190L67 189H69V190H65L66 192H65V194L64 195H66L65 196V198H67L69 201V203H67V207H68V209L67 210H65L64 209V211L63 212H65V216H64V218L66 219V220H70L71 222H70V227H72V229L71 228H66L65 230H63V229H60V228H57L58 230H57V232L55 233V234H57V238H58V235L59 234H61V237H62V240L61 239H57V240H60V246H58V245H56V248H55V241L56 240H52V239H49V238H47L46 236H47V232L49 231L48 230V228H49V226H51V223H48L49 221H44V222H38L37 223V231L38 232H40L41 233V238H42V236H44L43 238H44V241H42V242H39V245L37 246V247H30L27 243H25V242H21V244H22V250H21V254H25V255H27V256H25L26 258H28L27 260H25V261H23V260H21V261H18V260H20V259H16L18 256H15V255H13V254H11L10 252V245H7L8 246V248H7V250H6V259L4 260V262L3 263H1V264H37V263H39V264H88V259L90 260V262L91 263H89V264H132V263H135V262H137V260H138V258H139V256L142 254V255H144V254H149V259H148V261L147 262H143L142 264H144V263H146V264H206L207 262L206 261H208L207 260V258L209 257L210 258V263H208V264H264V181H263V179H262V177H263V167H260V166H254V168H251L250 167V174H251V178H250V180H249V178L247 179L245 176V178H246V182H244V186H243V184H241L240 185V183H239V181H240V179H238V180H236V181H234V184L230 187V185H229V189L228 188H224V189H226V190H228L226 193H224L223 194V196H222V199H221V201H220V204H218V207H216V209L215 208H213L212 210L213 211H210L209 212V210H207V208H208V205L210 206V204H211V202L212 201H210L209 199L210 198H206V197H204L203 195L205 194V193H199V194H202V196H197V195H195V194H193V196H191V198H188L187 200H185L186 201V203H188L189 205H188V207L185 209V211H183L180 215H178V217H176L173 221H171L170 222V218H174V216H173V213H174V208H176V207H174V204L172 205V204H170V202H168V201H170L169 199H168V197H167V195H166V193H164V192H159V194H157V196L156 195H154V196H148L147 195V193L146 192H140V193H138V192H136L137 191V189H135V188H139L140 186H141V184H135V182L133 181V183L134 184H132L133 185V187H132V185H131V182H132V180L130 179L131 178V175H130V178H128L127 176H124V175H122V177H120V175L116 178V176L114 177V174L115 175H117L118 173H117ZM122 163H124V162H122ZM198 162H196V164H197ZM263 163V162H262ZM4 163H2V165H3ZM10 165L12 164V163H9ZM8 164V166H10ZM45 164V163H44ZM57 164H59V163H57ZM56 164V165H57ZM69 164H70V162H69ZM91 164V163H90ZM102 164H104L103 162H102ZM107 164V163H106ZM106 164H104V165H106ZM112 164H113V162H112ZM121 164V163H120ZM152 164V163H151ZM161 164V163H160ZM175 164H177L176 162H175ZM180 163H178V165H179ZM193 164V163H192ZM191 164V165H192ZM225 164V163H224ZM227 164V163H226ZM229 165H231L230 164V161H229V163H228ZM255 164V163H254ZM254 164H252V166L254 165ZM260 164V163H259ZM264 164V163H263ZM263 164H261L262 166H263ZM5 165V167L7 168V165L6 164H4ZM17 165V166H18ZM24 165V164H23ZM47 165V164H46ZM46 165H45V167H46ZM50 165V164H49ZM77 165V164H76ZM91 165V166H92ZM104 165H101L102 167L104 166ZM115 165V164H114ZM124 165V164H123ZM144 165V164H143ZM163 165V169L165 170V167H167V165L164 167V164H162ZM170 165V164H169ZM168 165V166H169ZM182 165H184V164H182ZM191 165H190V167H191ZM208 165V164H207ZM11 166H13V164L11 165ZM25 166H26V164H25ZM24 166V167H25ZM42 166V164L40 165V167ZM44 166V165H43ZM54 166V165H53ZM89 166V165H88ZM101 166H100V168H101ZM107 166V165H106ZM107 166V168H109ZM122 166V165H121ZM130 166H132V165H130ZM145 166V165H144ZM148 166H153V165H148ZM147 166V167H148ZM177 166V165H176ZM187 166V165H186ZM192 166H195L194 164L192 165ZM214 166V165H213ZM213 166H211L212 167V169L214 168ZM216 166H221V169H222V164L220 165H216ZM244 166V165H243ZM243 166H241V168H244ZM250 166V164L248 165L247 164V167H249ZM0 167H1V165H0ZM4 167V166H3ZM1 168L2 170L4 169L5 170V172H6V168L4 167V168ZM18 167H22V166H18ZM27 167V166H26ZM28 167H29V165H28ZM28 167H27V169H28ZM31 167V166H30ZM37 169H38V167H37V165L35 166ZM45 167H43L44 168V170H43V174L41 173V175H44V174H48V170H49V168H50V166H49V168L47 169V167L45 168ZM58 167V166H57ZM95 167V166H94ZM98 167V166H97ZM96 167V168H97ZM146 167V169H148V168H151V167H148L147 168ZM159 167H161V166H158V168ZM182 167V166H181ZM188 167V166H187ZM186 167V169H188L189 170V167L187 168ZM211 167H209V169L211 168ZM230 166H228V168H229ZM234 167H236V166H234ZM234 167H232V168H234ZM238 167L236 168L237 170H235V169H233V170H235V173H237L236 171H238L239 172V170H238ZM20 168H17L18 170L20 169ZM90 168H92V169H94L93 167H90ZM100 168H98L97 170L99 171V169ZM103 168H105V167H103ZM154 168V167H153ZM162 168V167H161ZM160 168V169H161ZM195 168V167H194ZM30 169V168H29ZM32 169V168H31ZM35 169V168H34ZM37 169H35V171L37 170ZM41 169V168H40ZM53 169H55V167L53 168ZM57 169H59V168H57ZM76 169H77V167H76ZM87 169L88 168H86L85 169V174H84V176L87 174V173H89V171H90V169H88V172H87ZM92 169H91V172H92ZM102 169V168H101ZM101 169H100V171H101ZM139 169V168H138ZM171 169H172V167H171ZM206 169L207 168H205V171H206ZM220 169V168H219ZM220 169V170H221ZM225 169V168H224ZM245 173L247 172V168L245 167ZM0 171V172H2V174H3V171ZM7 170H8V168H7ZM12 170H16V168L14 169H12ZM66 170L68 171L67 172V174H70L69 173V170L66 168ZM82 170V169H81ZM105 170H107V169H105ZM143 170V169H142ZM149 170V169H148ZM152 171H150V172H152V174L150 175V172H149V175H150V177L153 175V173H154V169H151ZM156 170V169H155ZM174 170V169H173ZM175 170H179V168L178 169H175ZM199 170H202V168L201 169H199ZM214 170H216V168H214ZM243 170V169H242ZM10 171V170H9ZM8 171V172H9ZM20 171V170H19ZM22 171V170H21ZM33 171V170H32ZM55 171V170H54ZM71 173H72V167H71ZM73 171H75V170H73ZM102 171L104 172V169H102ZM170 171V169L168 170L167 169V172H169ZM182 171V170H181ZM186 171V170H185ZM190 171V170H189ZM191 171H192V169H191ZM194 171V170H193ZM204 171V172H205ZM211 171V170H210ZM210 171H206V172H208V174H209V172ZM222 171V170H221ZM225 171V170H224ZM227 171V170H226ZM230 171H232L231 169H230ZM229 171V172H230ZM249 171V170H248ZM5 172H4V174H5ZM11 172H13V171H11ZM17 172V170L14 172V173H16ZM27 172L28 171H26V170H24V172H17V173H20L21 174V176H22V174L24 173V175L26 176V178L28 177V174H27ZM41 172V171H40ZM64 172V171H63ZM63 172H62V170H57V171H55V173L53 174V175H55L54 176V181L52 182L51 181V183H52V185L54 184L55 186L56 185H61L62 186V184H63V182L65 183V180H64V175H63ZM80 172V171H79ZM78 172V174L77 173H75V174H77V175H81L80 173ZM83 172H84V170H83ZM102 172V173H103ZM139 171H137V173H138ZM157 172V171H156ZM155 172V173H156ZM161 173H162V171H160ZM164 173H165V171H163ZM166 172V174H167V178H169V176H170V174L168 175V173ZM175 172V171H174ZM184 172V171H183ZM204 172H200V173H204ZM214 172V171H213ZM241 172V171H240ZM243 172V171H242ZM16 173V174H17ZM35 174V172H32V174ZM37 173H39L38 172V170H37ZM74 173V172H73ZM93 173V172H92ZM95 173V172H94ZM100 173L101 172H99V175H97V171H96V175L99 177L100 176ZM101 173V174H102ZM105 173H107V171H105ZM117 173V174H116ZM122 173V172H121ZM140 173V172H139ZM145 173V172H144ZM163 173V174H164ZM170 173V172H169ZM172 174H174L173 172H171ZM186 173H188L189 175H190V172H184L183 174H185L186 175ZM192 173V172H191ZM194 173V172H193ZM195 173H197L196 171H195ZM219 173H220V171H219ZM227 172H225V174H226ZM248 173V172H247ZM7 174V173H6ZM10 174H12V173H10ZM10 174H9V178H10ZM15 174V177L16 176H20V175H16ZM29 174H31L30 173V170H29ZM65 174V173H64ZM132 174V173H131ZM141 174V173H140ZM160 174V173H159ZM159 174H156V176H158ZM165 174V175H166ZM182 174V175H183ZM217 174V173H216ZM224 174V173H223ZM231 174V173H230ZM239 174V173H238ZM52 175V176H53ZM73 175V174H72ZM71 174L69 175L70 177L72 176ZM94 175V174H93ZM104 175H106V174H103V175H101V176H104ZM108 175V174H107ZM106 175V178L108 177V179H106L105 177L103 178V177H101L100 179H106V180H101V183H99V182H96V183H99L100 184V186L98 185V189H100L102 186L103 187H106V186H104V183H106V182H108V183H110L108 180H111V177H109V176H107ZM139 175V174H138ZM142 175V174H141ZM141 175H139V177H142ZM147 175V174H146ZM164 175V176H165ZM184 175V176H185ZM199 175V174H198ZM207 175V174H206ZM220 175V174H219ZM234 175V174H233ZM236 175V174H235ZM241 175V174H240ZM247 175V174H246ZM5 177V178H8V177ZM25 176L24 177H22V178H24V180H25ZM36 176H38L37 174H35V175H33V177L35 178ZM44 176H46V175H44ZM43 176V177H44ZM68 175H67V177H69ZM74 176H76V175H74ZM95 176V175H94ZM132 176H135V175H133L132 174ZM160 176V175H159ZM208 177L207 178H210L211 177V175H207ZM222 176H224V175H222ZM228 176V175H227ZM226 176V177H227ZM11 177H13V175L11 176ZM32 177V176H31ZM39 177H41V176H39ZM39 177L37 178V179H39ZM43 177H41V180H42V178ZM63 177V178H62ZM69 177V178H70ZM82 176H80L79 178H81ZM87 177V176H86ZM86 177H84V178H86ZM89 177V176H88ZM91 177V176H90ZM90 177L89 178H86V182L85 183H87V180L88 179H90ZM165 177V178H166ZM173 177V176H172ZM178 177H180V175H178ZM198 177V176H197ZM201 177V176H200ZM217 177V176H216ZM225 177V176H224ZM225 177V178H226ZM235 177V176H234ZM242 177V176H241ZM250 177V176H249ZM4 178V177H3ZM17 178V177H16ZM22 178L20 177L19 178V180H22ZM30 178V177H29ZM46 178V177H45ZM49 178H50V176H49ZM49 178H47V179H49ZM62 178V179H61ZM66 178V177H65ZM72 178V177H71ZM93 178L94 177H92V180H93ZM144 178V177H143ZM146 178V177H145ZM153 178H154V176H153ZM152 178V179H153ZM159 178V177H158ZM164 178V177H163ZM164 178V179H165ZM184 179V177H180V179ZM195 178V177H194ZM199 178V177H198ZM203 178V177H202ZM201 178V179H202ZM213 178V177H212ZM215 178V177H214ZM218 178V177H217ZM220 178H221V176H220ZM245 178H241V179H245ZM1 179V178H0ZM12 179V178H11ZM53 178L51 177L50 178V180H52ZM68 178H66V180H67ZM78 179V178H77ZM76 179V180H77ZM113 179H115V180H113ZM147 179V178H146ZM162 179V178H161ZM172 179V178H171ZM178 179V178H177ZM177 179H175V180H177ZM186 179V178H185ZM211 179V178H210ZM227 179V178H226ZM229 179V178H228ZM232 179V178H231ZM231 179H229V181H231ZM236 179V178H235ZM13 180V179H12ZM23 180V181H24ZM31 180V179H30ZM35 180V179H34ZM74 180V179H73ZM75 180V181H76ZM91 180V179H90ZM91 180V181H92ZM154 180V179H153ZM163 180V179H162ZM188 180V179H187ZM212 180H215V179H212ZM222 180V179H221ZM17 181V180H16ZM15 181V182H16ZM43 181L44 180H42V183H43ZM46 181H48V180H46ZM70 181V180H69ZM72 181V180H71ZM80 181H81V179H80ZM85 181V180H84ZM84 181H83V183H84ZM95 181V180H94ZM96 181H97V179H96ZM100 181V180H99ZM144 180H142L141 182H143ZM155 181H156V178H155ZM166 181H169L168 183H172V181H170V179H166ZM181 181V180H180ZM186 181V180H185ZM194 181H195V179H194ZM193 181V182H194ZM206 181V180H205ZM211 181V180H210ZM241 181H243V180H241ZM4 182H11L10 180H7L6 181V179L4 180ZM3 182V180L0 182V183H4ZM15 182H13V186H14V183ZM21 182L22 181H20V184H21ZM139 183H141L140 181H138ZM138 182H136V183H138ZM157 183L156 184H158L160 181H156ZM174 182V181H173ZM179 182V181H178ZM181 182H183V181H181ZM180 182V183H181ZM191 182V181H190ZM202 182L204 183V181L202 180ZM209 181H207V183H208ZM226 182V181H225ZM232 182V181H231ZM230 182V183H231ZM44 183H46L45 181H44ZM43 183V184H44ZM48 183V182H47ZM68 183V182H67ZM71 183V182H70ZM76 183H79L78 182V180H77V182ZM108 183H106V184H108ZM152 183V182H151ZM161 183H162V181H161ZM167 183V184H168ZM170 183V184H171ZM176 183V182H175ZM185 183V182H184ZM183 183V184H184ZM188 182H186L185 184H187ZM228 183V182H227ZM233 183V182H232ZM231 183V184H232ZM251 185V187H249L250 185ZM16 184V183H15ZM75 184V183H74ZM105 184V185H106ZM142 184H144V183H142ZM153 184V183H152ZM151 184V185H152ZM155 184V183H154ZM156 184H155V186H156ZM169 184V185H170ZM184 184V185H185ZM192 184V183H191ZM195 184V183H194ZM197 184V183H196ZM247 184V185H246ZM1 185H5V184H1ZM35 185V184H34ZM40 185H42V184H40ZM45 185V184H44ZM71 185H73V182H72V184ZM78 185V184H77ZM120 185H123L124 186V188H125V190H124V188H122L123 190L122 191H120V189H119V191H117L118 190V188H119V186ZM144 185H147V186H149V187H151L149 184H144ZM160 185H163V183L162 184H160ZM175 185V184H174ZM200 185V184H199ZM202 185V184H201ZM221 185V184H220ZM249 185V186H248ZM9 186H11V185H9ZM46 187H47V185H45ZM49 186V185H48ZM84 186H85V184H84ZM109 186H110V184H109ZM130 186L132 187V188H134L136 191L135 192H132L131 194H130V190L132 189V188H130ZM143 186V185H142ZM154 186V187H155ZM164 186H165V184H164ZM163 186V187H164ZM176 186V185H175ZM174 186V190L176 189L177 190V188ZM182 186L183 185H181V189H183L182 188ZM187 186V185H186ZM185 186V188L187 189V187ZM193 186H195V185H193ZM203 186V185H202ZM202 186H201V188H202ZM216 186V185H215ZM215 186H211L210 187V189L212 188V192H214L215 191ZM15 187V186H14ZM13 187V188H14ZM20 187V186H19ZM18 187V188H19ZM23 187V186H22ZM24 187H25V183H24ZM43 187L44 186H42V189H43ZM50 187H51V185H50ZM53 187V186H52ZM76 187V186H75ZM102 187V188H103ZM122 187V186H121ZM146 187V186H145ZM153 187V186H152ZM177 187H178V185H177ZM199 187V186H198ZM223 187V186H222ZM228 187V186H227ZM261 187V189L259 190L258 188H260ZM10 188V187H9ZM17 188V189H18ZM45 188V187H44ZM77 188V187H76ZM83 188V187H82ZM87 188H89V190L87 191ZM110 188V187H109ZM108 188V189H109ZM142 188H144V187H142ZM141 188V189H142ZM161 188V187H160ZM166 188V187H165ZM191 186L189 187V189L191 190ZM195 188V187H194ZM258 189L259 190V193L258 194H254V191H256L255 189ZM15 189V188H14ZM20 189H21V187H20ZM20 189H18L19 191H20ZM41 189V190H42ZM49 189V188H48ZM56 189H57V186H56ZM140 189V188H139ZM145 189L146 188H144V191H145ZM155 189V188H154ZM180 189V188H179ZM186 189H184V190H186ZM200 189V188H199ZM209 189V190H210ZM17 190V191H18ZM23 190H24V188H23ZM51 190V189H50ZM58 190V189H57ZM77 190V189H76ZM81 190V189H80ZM111 190V189H110ZM143 190V189H142ZM160 190V189H159ZM166 190V189H165ZM171 190H172V188H171ZM171 190H170V192H171ZM190 190H188L189 192H190ZM209 190H208V192H209ZM219 190H220V187H219ZM222 190H223V188H222ZM1 191H2V189H1ZM10 191H11V189H10ZM46 192H48L47 190H45ZM64 191V190H63ZM78 191V190H77ZM76 191V192H77ZM178 191L179 190H177V193H178ZM195 191V190H194ZM198 191V190H197ZM201 191V190H200ZM205 191V190H204ZM207 191V190H206ZM217 191V190H216ZM45 192V193H46ZM56 192H59V191H56ZM62 192V191H61ZM80 192V191H79ZM87 192H89V193H87ZM108 192V191H107ZM113 192V191H112ZM170 192H168L169 194H170ZM188 192V193H189ZM196 192V191H195ZM36 193H37V190H36ZM54 193V192H53ZM53 193H51V194H53ZM78 193V192H77ZM100 193V192H99ZM104 193V192H103ZM102 193V194H103ZM114 193V192H113ZM185 193L187 194V192L185 191ZM190 193H193V192H190ZM189 193V194H190ZM207 193V192H206ZM215 193V192H214ZM9 194H13L12 193V191H11V193H8V195ZM48 194H50V193H48ZM58 194V193H57ZM153 194V193H152ZM173 194H175L176 195V193H173ZM173 194H171V195H173ZM185 194V195H186ZM216 194V193H215ZM217 194H218V192H217ZM25 195V194H24ZM28 195V194H27ZM42 195V194H41ZM55 195V194H54ZM54 195H49V196H54ZM62 195V194H61ZM63 195V196H64ZM109 195V194H108ZM174 195V196H175ZM180 195V194H179ZM190 195H192V194H190ZM209 195V194H208ZM174 196H172V197H174ZM189 196V195H188ZM213 196V195H212ZM12 197H13V195H12ZM11 197V198H12ZM171 197V198H172ZM184 197V196H183ZM190 197V196H189ZM211 197V196H210ZM6 198H8L9 199V196L8 197H6ZM40 198V197H39ZM49 198V197H48ZM77 198H79V197H77ZM170 198V197H169ZM175 198H176V196H175ZM178 198H179V196H178ZM185 198H187V196L185 197ZM1 199V198H0ZM42 199V198H41ZM44 199V198H43ZM102 199V200H101ZM167 199H168V201H167ZM182 199L183 198H180V200H181V202H182ZM220 199V198H219ZM11 200V199H10ZM180 200H177V202L178 201H180ZM1 201H3V198L1 199ZM0 201V202H1ZM5 201V200H4ZM4 201H3V203H4ZM29 201V200H28ZM40 201V200H39ZM46 201H49V199H47ZM66 201V200H65ZM140 201V202H139ZM8 202V201H7ZM7 202L6 203H4V205H8L7 204ZM140 203V204H137V203ZM172 202V201H171ZM216 202V201H215ZM54 203V202H53ZM34 204V203H33ZM137 204V205H136ZM179 204H181V203H179ZM1 205V204H0ZM4 205H3V207H4ZM182 206H183V203L181 204ZM180 205V206H181ZM193 205V206H192ZM2 206V205H1ZM5 206V207H6ZM53 206V205H52ZM192 206V207H191ZM198 208H197V207ZM42 207V206H41ZM54 207H55V205H54ZM111 207H113V206H111ZM226 207H228V209L226 208ZM1 208V207H0ZM8 208V211L10 210V211H13V210H11V209H9V207H7ZM36 208V207H35ZM46 208V207H45ZM59 208V207H58ZM65 208V207H64ZM227 209V218L228 217H230V218H232V222L230 221V222H227V219L224 221L223 220V218L225 217V216H222L223 218L221 219H217V218H219V217H217L216 216V218H214V217H211V216H213L214 214H217V215H220V213L223 211V213L222 214H226V212H224V210H226ZM255 208V210L252 212V210ZM4 209V208H3ZM3 209H0V210H3ZM56 209V208H55ZM62 209V207H60V210ZM205 209L207 210V213H206V215L204 214L205 213ZM209 209V208H208ZM26 210V209H25ZM63 210V209H62ZM176 210H179V208L178 209H176ZM215 210V211H214ZM51 211V210H50ZM6 211H4V213H5ZM59 212V211H58ZM60 212H62V211H60ZM3 213V212H2ZM35 213V212H34ZM40 213V212H39ZM56 213H57V211H56ZM7 214H11L10 212L9 213H7ZM13 214H15V213H13ZM52 214V213H51ZM60 213H58V215H59ZM224 214V215H225ZM2 215V214H1ZM5 215V214H4ZM27 215V214H26ZM42 215V214H41ZM2 217V216H1ZM1 217H0V219H1ZM8 217V216H7ZM59 217V216H58ZM68 217V218H67ZM40 218V217H39ZM250 218H252L251 220H250ZM29 219V218H28ZM217 219V220H216ZM229 219V218H228ZM33 220V219H32ZM31 220V221H32ZM172 220V219H171ZM29 221V220H28ZM187 223V225H188V223L189 224H194L193 226H187V228H185L184 230H178L177 229V227L179 226V224H186ZM11 225V224H10ZM10 225H9V227H10ZM55 225H58V223H55ZM105 225L106 226H108V227H110L111 225H114L115 227H116V232H114L113 234H112V237L109 239V240H105L104 241V245H102L101 246V248L102 249H106L107 247H110L109 248V252L108 253H105V254H103L102 252H98V253H96L97 255H98V258H100L101 259V257L103 258V260L101 261V262H98V261H96V260H92L93 259V254L95 253L94 251V249H93V244H94V242L95 241H100L102 238H103V236H105V235H103V230H104V228H105ZM14 226V225H13ZM68 226V225H67ZM185 226V227H186ZM16 227V226H15ZM102 227V228H101ZM8 228V227H7ZM17 228V227H16ZM51 228V227H50ZM179 228V227H178ZM4 229V228H3ZM10 229H12V231H13V229H14V227L12 228H10ZM19 229V228H18ZM15 231H16V229H15ZM14 232V231H13ZM104 232H105V230H104ZM49 233V232H48ZM106 233H108V231L106 232ZM111 233V232H110ZM15 234V233H14ZM109 234V233H108ZM204 234V235H203ZM19 235V234H18ZM33 235V234H32ZM195 236V237H194ZM15 237H16V234H15ZM18 237V236H17ZM22 237H25V235H23ZM92 237H96V240L95 241H93L92 242V246H91V248L89 249V251H86L87 252V256L86 257H84V258H79L74 252H73V250L71 251V252H69L68 250L69 249H71L72 248V246H73V244H75V246L76 247H80V246H84V245H87V243H90L91 242V240H92ZM19 238V237H18ZM26 238V237H25ZM5 239V238H4ZM3 239V240H4ZM15 239V238H14ZM23 239V238H22ZM46 239V240H45ZM3 240H2V242H3ZM5 240H7V237H6V239ZM43 240V239H42ZM224 240H226V241H224ZM10 241H11V239H10ZM10 241H9V243H10ZM1 242V241H0ZM15 242V241H14ZM43 242H45V243H43ZM101 242V241H100ZM7 243V242H6ZM16 243V242H15ZM15 243H13V246L15 247V245H17V244H15ZM19 243V242H18ZM43 243V244H42ZM132 244L133 245V247H132V250L130 251V253L129 254H124V253H121L119 250H120V248L121 247H123L125 244ZM8 244V243H7ZM20 245V244H19ZM47 245V246H46ZM6 246V247H7ZM41 246V247H40ZM74 246V247H75ZM97 246V245H96ZM38 247H40V248H38ZM16 248V247H15ZM12 249V248H11ZM99 251H100V245H99ZM97 248H96V250H98ZM18 250V249H17ZM32 250H34V251H32ZM57 250V252L58 253H55V251ZM10 251V252H9ZM15 251H13V253H14ZM18 252H20V251H18ZM82 253V252H81ZM15 254H18L17 252H15ZM20 254V253H19ZM18 254V255H19ZM22 255V256H23ZM104 255V256H103ZM20 257V258H22V259H24V257ZM25 258V259H26ZM79 258V259H78ZM100 259H99V261H100ZM8 260V261H7ZM13 260V261H12ZM2 261V260H1ZM23 261V262H22ZM19 262V263H18ZM206 262V263H205Z\"/></svg>",
	"mask_w": 264,
	"mask_h": 264
}]
</instances>
